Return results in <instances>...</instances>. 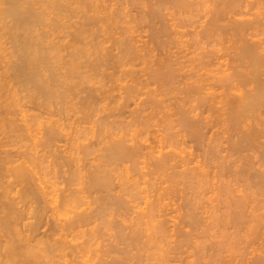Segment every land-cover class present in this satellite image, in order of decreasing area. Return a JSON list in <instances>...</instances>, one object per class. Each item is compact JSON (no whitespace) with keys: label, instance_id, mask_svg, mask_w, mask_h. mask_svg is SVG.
<instances>
[{"label":"rangeland","instance_id":"374dc122","mask_svg":"<svg viewBox=\"0 0 264 264\" xmlns=\"http://www.w3.org/2000/svg\"><path fill=\"white\" fill-rule=\"evenodd\" d=\"M1 1V0H0ZM60 1V3L61 2H63V5L62 6H64L63 8H64V10L62 9V12L64 13H61L59 16H57L58 15V13H56L57 11H56V9H55V11L53 10L54 8H50L48 5H46L45 3H44V7H46V11H47V13L49 12L50 13V16L51 17H56V21H58L60 18V20L58 21V23L56 24V26H57V28H56V26L54 27L53 25H52V27L50 28V25L48 26V27H46L47 25H45V27H40V29L41 28H43V30L41 29V31H46L48 34H49V36H48V41L50 40V47L51 46H53V45H56L57 44V46L58 47H61L60 49V51H61V57L63 58V60L65 61H69L71 58V55H72V53L73 52H75L76 51V49L77 50H79L78 48H86L85 49V51L87 50V49H89V50H87V52H85L84 54H86V55H84L83 54V52H84V49H83V52H82V54L83 55H81L82 57L79 59L80 60V62L82 61L84 64L86 63V65L84 66V64H81L84 68H81V70L82 69H84L83 71H84V73L87 71V69L88 70H90V71H87L86 73H89L88 75H90V76H88V80L86 81V80H83V79H81V81L79 80L78 81V79L76 80V81H74L75 83H77V89L75 88V90H73V94L71 93V94H69V95H66V98H64V99H61V101H58L57 99H55L57 102H54V101H47V100H44L43 98H37V97H32V95L30 94V92L27 90L28 88L27 87H25L24 85H22L21 83H18L16 80H18L16 77H14V78H12V75L14 76V74H11L12 73V71L10 72L9 71V69H8V67L11 65V61H13L14 60V57H13V59L11 58V57H9V55L11 54L12 55V53L11 52H13L14 50V40L13 39H11V37H10V35L8 34V36H4L3 37V35L4 34H7V32L5 33L3 30H0V31H3L4 32V34H1L0 36H1V39H2V44H0L1 46H2V50H1V48H0V62H2V63H0V94H3V96L2 95H0V118L2 119H0V158L1 157H3L5 154H4V152L3 151H6V152H9V153H11V154H14L15 155V157H14V160H16L15 162L16 163H18V164H16L15 163V165H14V163L13 164H6L5 166L9 169V167H11V166H16V165H19V164H24L25 165V167L27 166V168H28V170H30V178H32V179H30L29 181H31V184L30 185H34L35 184V188H39V187H45V191H47V192H49L50 190H52L53 188H54V185H55V188L53 189L54 191L52 192V194L50 195V196H47L48 198L47 199H49V198H51V197H53L54 199H55V202H52V201H50L49 200V202H51L52 204H50V203H47L46 204V212L48 213V214H46V216H47V219L45 218V220L44 221H42V226H41V228H40V230H38V232L40 231L41 233L42 232H44V231H42V230H46V232H48L50 229H48V228H51V227H48V225H51V222H52V227H55V225L56 224H59L57 221H59L60 223H64V222H66V220H70L74 215H75V213L76 212H80V211H84V210H89L90 209V207L91 208H97L96 210L94 209V215L95 216H99V218H100V215H98V214H102L103 213V211H104V208H106L104 205L106 204V205H108L109 203H110V206H112V208L111 209H109L110 208V206H109V208L108 209H105V211H106V213H105V215H107V216H104L105 218H104V220L102 221V219L103 218H100V220L99 221H97V222H94V225L93 224H91V226H90V224L89 225H85L84 226V229H83V231L81 232L79 229H81V228H78V229H76V231H74L72 234H69L70 236H68L66 239H67V241L68 240H71V245H77V243H78V246H80V244H81V246L79 247V249L78 248H76L75 250L73 249L74 248V246L72 247V253L73 254H71V253H67L66 255H59V256H56V258H54V262H53V264H65L66 263V261H67V263L66 264H78V263H83V264H101V262H102V264H108L109 263V261L111 260L112 261V264H114V262L116 263V259L114 260V258L115 257H118V256H116V255H120V256H126V257H133L134 255H136V254H138L139 255V258L141 259V260H143V261H141V260H137L136 261V258L135 257H133V260H131V262H130V260L128 261L129 262V264H136V262H137V264H139V262H141V264H162V263H165V264H203V262L205 263V261L207 260L208 261V259L210 258V254L212 255V254H217V253H215V250H216V248L215 247H213L214 245L216 246V244L217 243H220L221 244V241H224V240H228V242L230 241H233L234 239H233V234H232V232H234L235 230L231 227L232 225H230L229 227H230V229H229V227H228V225H227V227H225V226H223V225H221V224H224V223H219V222H217V223H219V225H217L216 223V225L214 224V227H212V225H210L211 227H212V230H211V227L209 226V224H211L213 221V219H214V214H213V206L215 205V207H217V205L219 204L220 206H218L217 208L219 209V210H216L215 208H214V211H217L218 213L219 212H222V211H220V209L222 208L221 207V205H223V204H220V203H218V202H220V199H219V201L218 200H214V197H216V196H214V194H213V188L212 187H210L209 188V191H204L203 192V194H204V198H203V196H201V191H202V189H200L201 187H198L199 189H197V188H193V189H190L187 185H186V183H184V182H180L179 183V185H178V183H177V185H176V183H174V180L172 179V178H170L169 176L171 175V171H178V169L180 170V168H175V169H170V170H168L167 169V171L165 172L164 170L163 171H158V172H160V173H158V172H156V174H152V171L154 170V165L153 166H151L153 163H154V160H155V158L154 157H152V155L151 154H149L151 151L150 150H152V148H157L158 150L160 149V150H162L163 148V150L166 152L167 150H170L171 148H172V150H174L176 153L177 152H180V154H182V156L184 155V157L185 158H189L190 160H191V158L189 157V156H191V157H193L194 159H196L195 160V162L197 161V160H201V161H204L205 159H207V156H208V158L210 157V155L209 154H206L207 152V148L209 147V146H218L217 148L219 149V152H218V154L219 155H229L230 156V154H234L233 152L232 153H230L231 152V149H227L228 148V145H230L231 143H235L234 141H235V139L240 135L239 133H237V131H236V135H233V134H235V132L232 130H230V131H226V133H225V131L224 130H222V128L223 129H225L226 130V128H229V127H224L225 125H222V124H219V128L217 127V126H215V128L213 127V128H211L210 130L212 131H210L209 130V128L208 129H206V130H209V131H207L206 132V134L203 136V139H196L195 137H193V135L190 133V131H188V132H185L186 130H184V131H182V129H181V126H180V124H178V122H177V119L179 118V113H178V111H177V109H179L180 110V108H181V105L182 106H187V104H189L190 102H185V99H181L182 97L184 98H186L187 97V95L186 96H183L184 94L183 93H179L180 91H182L183 90V88H184V85H185V81L187 80V79H184L183 78V76H179V75H182V74H188V73H193V71L191 70V69H193L194 68V64H193V66H192V62L190 61H188L187 62V56H188V53H189V51H190V53L191 52H203V51H207L208 49V51H217V53L218 54H222V56H223V58H222V56H221V60H219V61H225V59H226V62H227V60H229L230 61V55H234L235 53H236V51H235V53H234V50H236V46H235V44H237V43H235L234 44V46H233V43H234V40H232L233 38H231V37H229V36H231V35H229V36H226L227 38H231V40L233 41V42H231L230 41V39H227L225 36H224V39L221 37V40H219L220 41V43H214V45H211V44H204V43H202L201 45H200V47H197V46H195V48L194 47H191L193 44H194V42H192L195 38H197V37H195L194 38V35L196 34V32H198L199 30H201V28H202V26H199V25H204V24H202L203 22H205V21H207V18H208V15H210V14H208V10L212 7V5L210 4V6L211 7H209V4H205V0H201V2L202 1H205L204 3L202 2V5L204 4V6H201V4H197L196 6H194V8H193V10H192V8H191V12L192 13H190V14H188L189 16L188 17H184L185 18V20L186 21H188L189 22V24L191 23V26L188 24V22H186V26L185 25H182L181 27H179L178 28V26H180V24L178 25V26H176V25H174L173 24V22L175 23V24H177V22L179 23V22H181V20H184V18L182 19L181 17L182 16H180V15H178L180 12H178V10H177V8H175V6H173V5H168V4H165L166 6H168V7H165V5H164V7L163 6H161L159 3H158V1L156 2V1H153V0H99V2H96L97 0H92V1H94V4H95V2H96V4H98V6H100L98 9H96V8H94V9H96V10H98V11H96V14H95V10L92 8L91 9V7H92V2H91V0H89L90 1V3H88V0H84L85 2H84V5H85V3H87V5H89V4H91V5H89L90 6V11H89V7L88 6H85L86 8H84V5H82V3H83V0L81 1V0H59ZM82 3H81V2ZM87 1V2H86ZM140 2V3H138V2ZM146 1V2H145ZM246 1H248V0H246ZM252 0H249V3L251 2ZM253 1H255V0H253ZM65 2H70V3H65ZM74 2V3H73ZM152 2V3H151ZM153 2H156V4H158L157 6L155 5V3H153ZM198 2V1H197ZM65 3V4H64ZM75 3H77V4H75ZM79 3H81V4H79ZM117 3V4H116ZM145 3V4H144ZM148 3V4H147ZM252 3H254V2H252ZM48 4V3H47ZM62 4V3H61ZM102 4V5H101ZM135 4V5H134ZM0 5H1V3H0ZM67 5V6H66ZM79 5H81V7H83V10H84V14H83V10L81 9H79V8H81ZM104 5H105V7H104ZM107 5H109V6H107ZM140 5H142V7L140 6ZM153 5V6H152ZM1 6H3V5H1ZM43 6H39V7H41V8H43V10H44V7ZM52 6V5H51ZM69 6V7H68ZM77 6H79L78 8H77ZM114 6V7H113ZM135 6H137V7H135ZM146 6V7H145ZM159 6V7H158ZM206 6V7H205ZM208 6V7H207ZM251 3H250V5H248V7L247 6H242L241 7V9H245V10H248L247 12H249L250 10L252 11V9L254 10L255 8H256V6L257 5H253V6H255V8H252V9H250L251 8ZM252 6V7H253ZM23 7V8H22ZM48 7V8H47ZM66 7V8H65ZM70 7H72V8H70ZM118 8V9H116V8ZM119 7H121V8H119ZM140 7H141V9H140ZM170 7V8H169ZM246 7H247V9H246ZM1 8V7H0ZM3 8V7H2ZM21 8L24 10H27L28 8H29V4L27 5V3H26V5L25 4H23V5H21ZM49 8H50V10H49ZM106 8H107V10L109 11H107L106 10ZM130 10L129 12H128V9ZM157 8V9H156ZM174 8V9H173ZM207 8H208V10H207ZM48 9V10H47ZM51 9H52V11H51ZM71 9V10H70ZM74 9V10H73ZM78 9V10H77ZM117 11H116V10ZM144 9V10H143ZM146 9V10H145ZM161 9V10H160ZM2 9H0V11H1ZM66 10H68V11H66ZM75 10H77L76 12H75ZM102 10V11H101ZM127 10V11H126ZM153 10V11H152ZM158 11L159 10V12L158 13H160V14H156V16L154 15V13H152V12H154V11ZM245 10H244V12H245ZM257 10V8L255 9V11ZM65 11L67 12V13H65ZM75 13H74V12ZM82 11V12H81ZM85 11H86V13H85ZM89 13H88V12ZM94 13H93V12ZM106 11H107V13H106ZM113 11V12H112ZM125 11H126V16L124 15L125 14ZM138 11H140V12H138ZM149 11V12H148ZM151 11V12H150ZM175 11V12H174ZM207 11V12H206ZM255 11H252V12H255ZM55 12V13H54ZM69 12V13H68ZM79 12V13H78ZM110 12H112V13H110ZM114 12H115V14H114ZM122 12V13H121ZM244 12L242 13V14H244ZM1 13V12H0ZM48 13V14H49ZM74 13V14H73ZM88 13V14H87ZM98 13V14H97ZM118 13H119V16H118ZM144 13V14H143ZM182 13H184V12H182ZM63 14V15H62ZM66 14V15H65ZM81 14V15H80ZM85 15L86 14V16L87 17H83V15ZM105 15V16H103V15ZM109 14V15H108ZM153 14V15H152ZM208 14V15H207ZM242 14L239 16V15H237V17L236 18H239L240 19V17L241 18H248L249 17V19H252L253 18V14H252V18H251V15H250V13H249V15L247 14V15H244V16H242ZM62 15V16H61ZM65 15V17H64V20L62 19L63 18V16ZM68 15V16H67ZM71 15V16H70ZM77 15H79L78 16V18H77ZM94 15V16H93ZM133 15H136V16H133ZM143 15V16H142ZM207 16V18L206 17H204V16ZM61 16V17H60ZM114 18H112V17ZM118 16V17H117ZM125 16V17H124ZM139 16H141V17H139ZM145 16V17H144ZM154 16V17H153ZM158 16V17H157ZM167 16V17H166ZM173 16H174V18H173ZM177 16V17H176ZM180 16V17H179ZM74 17H76L75 18V21H74ZM94 18V19H92V18ZM95 17H97L96 19H95ZM102 17V18H101ZM108 19H107V18ZM132 17V18H131ZM144 17V18H143ZM166 17V18H165ZM169 17V18H168ZM171 17V18H170ZM70 18V19H69ZM82 18H83V20H82ZM101 18V19H100ZM103 18H104V20H105V18H106V21H104L103 20ZM116 18V19H115ZM119 18H120V20H119ZM154 18H156L155 20H153ZM202 18V19H201ZM246 18V19H247ZM78 19V20H77ZM118 19V20H117ZM143 19V20H142ZM158 19H159V21H158ZM161 19V20H160ZM173 19V20H172ZM1 20L2 19H0V24H1ZM55 20V19H54ZM82 20V21H81ZM100 20V21H99ZM109 20V21H108ZM111 20V21H110ZM113 20L115 21L114 23H112L113 22ZM132 20V21H131ZM147 20H148V22H147ZM171 20H172V22H171ZM178 20V21H177ZM198 20V21H197ZM200 20V21H199ZM205 20V21H204ZM4 22H2V23H4V24H8V23H5V21L6 20H3ZM67 21V22H66ZM84 21V22H83ZM108 21V22H107ZM117 21H119L118 23H117ZM127 21V22H126ZM130 21V22H129ZM137 21V22H136ZM140 21V22H139ZM176 21V22H175ZM201 21H203V22H201ZM10 24H11V22L10 21H8ZM72 22V23H71ZM103 22V25L101 24ZM123 22H125V23H123ZM139 22V23H138ZM199 22V23H198ZM76 25H75V24ZM90 25H89V24ZM108 23V24H107ZM122 23V24H121ZM126 23H127V25H126ZM145 23H147V24H145ZM166 25H165V24ZM169 23H170V25H169ZM201 23V24H200ZM81 24H83V25H81ZM104 24H106V25H104ZM117 24V25H116ZM158 24V25H157ZM164 24V25H163ZM171 24H172V26H171ZM2 25V24H1ZM65 25V26H64ZM69 25V26H68ZM72 25H73V27H72ZM81 25V26H80ZM109 25V26H108ZM119 25V26H118ZM123 25V26H122ZM197 25V26H196ZM7 25H5V27H6ZM9 26V25H8ZM42 26H44V25H42ZM64 26V27H63ZM75 26V27H74ZM93 26V27H92ZM112 26V27H111ZM149 26V27H148ZM162 26H164V28H169L170 29V31H172V32H168L167 31V28L166 29H164V31H163V27ZM176 26V27H175ZM184 26V27H183ZM2 27H4V25H2ZM85 27V28H84ZM96 27V28H95ZM98 27H100V28H98ZM115 27V28H114ZM121 27V28H120ZM127 27V28H126ZM156 27V28H155ZM197 27V28H196ZM199 27H200V29H199ZM1 28V27H0ZM53 28V29H52ZM64 28V29H63ZM68 28V29H67ZM74 28V29H73ZM103 28V29H102ZM110 28V29H109ZM123 28V29H122ZM124 28H125V30H124ZM172 28H173V30H172ZM185 28V29H184ZM196 30H195V29ZM2 29H4V28H2ZM113 29V30H112ZM129 29V30H128ZM168 29V30H169ZM177 31H176V30ZM182 29V30H181ZM4 30H6V28L4 29ZM64 31L63 33H62V31ZM79 30V31H78ZM82 30V31H81ZM86 30V31H85ZM90 30V31H89ZM106 30V31H105ZM123 30V31H122ZM193 30L195 31V32H193ZM68 31V32H67ZM74 31H75V33H74ZM81 31V32H80ZM85 31V32H84ZM105 32V33H103V32ZM111 31V32H110ZM127 31V32H126ZM151 31H152V33H151ZM160 31V32H159ZM162 31L163 32H165V31H167V33H169V34H167L166 32V34L167 35H165V33H162ZM175 31H176V33H175ZM183 31H184V33H183ZM46 32H43L44 33V35L46 36V38H47V33ZM108 32V33H107ZM116 34H115V33ZM120 32V33H119ZM155 32L158 34H156L155 35ZM174 32V33H173ZM0 33H2V32H0ZM61 33V34H60ZM93 33V34H92ZM97 33V34H96ZM112 33H113V35H112ZM123 33V34H122ZM128 33V34H127ZM151 33V34H150ZM160 33V34H159ZM162 33V34H161ZM171 33V34H170ZM191 33V34H190ZM195 33V34H194ZM50 34H51V36H50ZM69 34V35H68ZM90 34V36H87V35H89ZM105 34L106 35H108V36H105ZM120 34V35H119ZM140 34V35H139ZM148 34V35H147ZM175 34V35H174ZM186 35V37H185V35ZM194 34V35H193ZM227 34H229V33H227ZM57 35V36H56ZM133 36V38H132V36ZM151 35V36H150ZM169 35V36H168ZM179 35H181V36H179ZM225 35H226V33H225ZM68 36V37H67ZM80 36H82V37H80ZM98 36V37H97ZM104 36V37H103ZM111 36H113V37H111ZM117 36H119V37H117ZM121 36V37H120ZM153 36V37H152ZM250 36V35H249ZM248 36V37H249ZM264 35H262V37H263ZM10 37V38H9ZM62 37V38H61ZM87 37V38H86ZM95 37H97V38H95ZM101 37V38H100ZM112 38V40H111V38ZM118 39H117V38ZM151 37V38H150ZM158 37V38H157ZM165 37V38H164ZM168 37V38H167ZM171 37V38H170ZM173 37V38H172ZM247 37V38H248ZM259 37H261V36H258V37H256V39L257 38H259ZM6 38V39H5ZM53 38V39H52ZM67 38V39H66ZM100 38V39H99ZM105 38V39H104ZM109 38V39H108ZM114 38V39H113ZM116 38V39H115ZM121 38V39H120ZM122 38H123V40H122ZM154 38V39H153ZM162 38V39H161ZM187 38V39H186ZM0 39V40H1ZM21 39V38H20ZM55 39V40H54ZM77 39H78V41H77ZM88 39V40H87ZM94 39V40H93ZM105 41H104V40ZM152 39V40H151ZM164 39V40H163ZM178 39V40H177ZM191 41H190V40ZM223 39V40H222ZM227 39V40H226ZM11 40V41H10ZM13 40V41H12ZM76 40V41H75ZM91 40V41H90ZM103 40V41H102ZM108 40V41H107ZM111 40V41H110ZM120 40H121V42H124V41H128V42H132L131 44L133 45H131V44H129L131 47H130V49L132 48V47H135L134 45H136V47L135 48H132L133 49V51L135 50V52L137 51V49H138V51L139 52H137V53H135V54H138L137 56L139 57H137V56H135L134 54H132V55H129V56H126V53H127V55H128V53L130 54L131 52L132 53H134L133 51H130V52H128L129 51V49H126V48H124L125 50H123L122 48H123V46H121L120 44H121V42H120ZM143 40V41H142ZM150 40V41H149ZM155 40V41H154ZM174 40V41H173ZM176 40V41H175ZM253 40H255V37H254V39ZM56 41V42H55ZM63 41L65 42L64 43V45L66 46V49H65V46L62 44L63 43ZM68 41H70V42H68ZM90 41V42H89ZM119 41V42H118ZM179 41H180V43H179ZM185 41V42H184ZM228 41V42H227ZM13 42V43H12ZM79 42V43H78ZM96 42V43H95ZM104 42V43H103ZM157 42H160V43H157ZM166 42V43H165ZM184 42V43H183ZM187 42V43H186ZM189 42V43H188ZM191 42H192V45H191ZM223 42V43H222ZM5 43V44H4ZM11 43V44H10ZM52 43V44H51ZM56 43V44H55ZM59 43V44H58ZM94 43H95V45H94ZM100 43V44H99ZM114 43H115V46H116V48H115V46H114ZM182 43V44H181ZM186 43V44H185ZM212 43V44H213ZM80 44V45H79ZM87 44V45H86ZM106 44V45H105ZM145 44V45H144ZM175 44V45H174ZM189 44H190V46H189ZM218 44V45H217ZM4 45H6L5 47H6V51H4L5 49H3V46ZM10 45V46H9ZM12 45V46H11ZM69 45V46H68ZM79 45V46H78ZM98 45V46H97ZM103 45V46H102ZM149 45H150V47H149ZM153 45V46H152ZM196 45V44H195ZM211 45V46H210ZM220 45V46H219ZM0 46V47H1ZM7 46H8V48H7ZM72 46V47H71ZM91 46V47H90ZM95 46H97V47H95ZM99 46H101V47H99ZM105 46V47H104ZM112 46V47H111ZM121 48H120V47ZM162 46V47H161ZM174 46V47H173ZM182 46V47H181ZM185 46V47H184ZM99 47V48H98ZM119 47V48H118ZM144 47V48H143ZM180 47V48H179ZM191 47V48H190ZM197 47V48H196ZM212 47V48H211ZM231 47H235L234 49L233 48H231ZM62 48H63V50H62ZM76 48V49H75ZM90 48H92L91 49V51H90ZM100 48H101V50H100ZM103 48V49H102ZM114 48V49H113ZM118 48V49H117ZM201 48V49H200ZM205 48H208V49H205ZM231 48V49H230ZM65 49V50H64ZM74 49V50H73ZM97 49V50H96ZM108 49H109V52H107L108 51ZM118 51H117V50ZM131 49V50H132ZM141 49V50H140ZM194 49V50H193ZM197 51H196V50ZM203 49V50H202ZM222 49V50H221ZM10 50V51H9ZM13 50V51H12ZM102 50H104L103 52H102ZM107 50V51H106ZM111 50V51H110ZM112 50H113V52H112ZM160 50H162V51H160ZM218 50H219V52H218ZM225 50V51H224ZM2 51H4V52H2ZM64 51H65V53H64ZM66 51H67V53H66ZM116 51H117V53H116ZM150 54H148L147 52ZM152 51V52H151ZM154 51V52H153ZM166 51V52H165ZM215 51V52H216ZM224 53H223V52ZM78 51H76L75 53H77ZM101 52H102V54H101ZM121 52V53H120ZM140 52H141V54H140ZM172 52V53H171ZM194 52V53H195ZM228 52V53H227ZM6 53V54H5ZM89 53H91V54H89ZM113 53V54H112ZM118 53H119V58L117 57L118 56ZM145 53H147V54H145ZM187 53V55H185ZM190 53H189V56L188 57H191L193 54L191 53V55H190ZM227 53V54H226ZM90 55V57H89V55ZM108 54H110L109 55V57L107 58V56H108ZM121 54H123V55H121ZM124 54H125V56H124ZM145 54V55H144ZM166 54V55H165ZM224 54H225V56H224ZM230 54V55H229ZM10 55V56H11ZM92 55V56H91ZM98 55V56H97ZM104 55H105V57H104ZM107 55V56H106ZM141 55V56H140ZM173 55V56H172ZM177 55H178V57H177ZM183 55H185L186 57H185V61H183L182 59H184V58H182V56ZM217 54H215V56H216ZM3 56V57H2ZM8 56V57H7ZM87 56V57H86ZM111 56V57H110ZM143 56V57H142ZM172 56V57H171ZM213 56V55H212ZM211 56V59H215V56H213L212 57ZM6 57V58H5ZM66 57V58H65ZM104 59H103V58ZM131 57V58H130ZM134 57H137L136 59H134ZM179 58V57H181V58H179L178 59V63H175V64H173V65H175V68L177 69V70H179V72H177L176 70H175V68H173L174 66H172V67H170L171 68V70L173 71V72H175L176 74L175 75H177V76H179L178 78H176V79H178V80H180V81H183V79H184V84L183 83H179V85L178 84H175V86L174 85H172L173 83H170L169 85H165V86H162V87H160L161 85H159V83H157L155 80H153V78H152V76H153V74L155 73V71H158V67L160 68V67H162L163 65H164V61L166 62V60H167V58ZM217 57V56H216ZM219 57V56H218ZM225 57V58H224ZM232 57V56H231ZM234 57V56H233ZM70 58V59H69ZM98 58V59H97ZM107 60H106V59ZM143 58V59H142ZM145 58V59H144ZM165 58V59H164ZM168 58V59H169ZM229 58V59H228ZM12 59V60H11ZM69 59V60H68ZM82 59H84V60H82ZM116 59H117V61H116ZM119 59V60H118ZM124 59V60H123ZM180 59H181V61H180ZM62 60V61H63ZM99 60V61H98ZM160 60H161V62H162V64H161V62H160ZM171 60H173V59H171ZM175 60V59H174ZM173 60V61H174ZM212 60V61H213ZM216 61H217V59H215ZM214 60V61H215ZM92 63H91V62ZM97 61V62H96ZM101 61V62H100ZM102 61H104V62H102ZM111 61H113L112 63H111ZM115 61V62H114ZM119 61V62H118ZM121 61V62H120ZM169 61V60H168ZM177 61V60H176ZM87 62H88V65L90 66V68H88L89 66H87ZM94 62H95V64H94ZM124 62V63H123ZM128 62V63H127ZM179 62L180 63H182V64H179ZM184 62V63H183ZM231 62V61H230ZM10 65H9V64ZM64 63H66V62H64ZM90 63V64H89ZM117 63H120V64H122L123 66L122 67H120V64H119V66H118V64ZM126 63V64H125ZM191 63V64H190ZM225 63V62H224ZM97 64V68H98V70H96L97 68L95 67V65ZM103 65V67H102V65ZM110 64H112V65H110ZM158 64V65H157ZM160 64V65H159ZM185 64H188V65H185ZM9 65V66H8ZM91 65H93V66H91ZM162 65V66H161ZM183 65V66H182ZM99 66H101L100 68H99ZM182 67V68H180V67ZM186 66V67H185ZM107 67H109L108 68V70H107ZM111 67H112V69H111ZM212 67H213V69H216L215 68V65L213 66L212 65ZM2 68V69H1ZM86 68V69H85ZM91 68H92V70H91ZM94 68V69H93ZM102 68V69H101ZM115 68V69H114ZM155 68V69H154ZM157 68V69H156ZM169 68V67H168ZM170 68H169V70H170ZM173 68V69H172ZM8 69V70H7ZM64 71H63V70ZM61 70L63 71V73L65 74L67 71H66V69L65 68H62ZM161 69V68H160ZM180 69H181V71H183V73L180 71ZM184 69V70H183ZM190 69V70H189ZM212 69V68H211ZM52 70H54V69H52ZM52 70L50 71V72H48V73H51L52 72ZM59 70V69H58ZM86 70V71H85ZM94 70V71H93ZM96 70V71H95ZM104 70V71H103ZM122 70V71H121ZM9 71V72H8ZM57 70L55 69V72H56ZM62 71H60L59 70V72H60V74H62ZM125 71H126V73H125ZM154 71V73H151V72H153ZM191 71V72H190ZM55 72H52V73H55ZM58 72V73H59ZM94 72V73H93ZM96 72V73H95ZM101 72V73H100ZM185 72V73H184ZM215 72H216V70H215ZM2 73V74H1ZM93 73V74H92ZM99 73L101 74V76L99 75ZM102 73H103V75H102ZM107 73V74H106ZM109 73H111L110 74V77H111V75L113 76V75H115L116 74V76H113V77H109ZM170 73H171V71H170ZM194 73H196L195 71H194ZM147 74H149V75H147ZM152 74V76H150ZM63 75V74H62ZM85 75V74H84ZM93 76V77H92ZM4 77H5V79H4ZM99 77V78H98ZM105 77V78H104ZM8 78V79H7ZM11 78V79H10ZM113 78V79H112ZM137 78V79H136ZM149 79V81H147L146 79ZM183 78V79H182ZM93 79V80H92ZM97 79V80H96ZM103 79H105V80H103ZM145 79V80H144ZM152 79V80H151ZM14 80V81H13ZM73 80H75V79H72L71 81H73ZM112 80V81H111ZM134 80V81H133ZM85 81L87 82V84H85ZM91 81V82H90ZM95 81V82H94ZM98 81H100V83L98 84ZM136 81V82H135ZM138 81V82H137ZM146 81V82H145ZM188 81V80H187ZM186 81V82H187ZM80 82H83V84H81ZM94 82V83H93ZM105 82V83H104ZM141 82V83H140ZM143 82V83H142ZM152 84H151V83ZM189 82V81H188ZM73 83V82H72ZM71 83V84H72ZM91 83V84H90ZM102 83V84H101ZM149 85H147V84ZM155 83V84H154ZM176 83H178L177 81H176ZM2 84V85H1ZM68 84V83H67ZM89 84V85H88ZM108 84V85H107ZM137 84H139V85H137ZM141 84V85H140ZM181 84H183V85H181ZM5 85V86H4ZM11 85V86H10ZM100 85V86H99ZM101 85H102V87H101ZM107 87H106V86ZM129 85V86H128ZM147 85V88H149V89H146L145 88V86ZM156 85V86H155ZM178 85V86H177ZM82 86V87H81ZM85 86H88V87H85ZM95 86V87H94ZM127 88V90L129 89V88H133L134 86L136 87V86H138L137 88H136V92H138L137 94H136V92H133L132 93V95H131V93H129L128 95H126V93H127V90H126V88ZM131 86H133V87H131ZM168 88H170V86H172L169 90H167V87ZM174 86V87H173ZM183 88H182V87ZM4 87V88H3ZM25 87V88H24ZM79 87V88H78ZM105 87V88H104ZM124 87V88H123ZM134 87V88H135ZM154 87V88H153ZM156 87H158V89L156 88ZM163 87H164V89H163ZM179 87V88H178ZM6 88V89H5ZM10 88V89H9ZM27 88V89H26ZM64 88V87H63ZM82 88V89H81ZM98 90H97V89ZM100 88V89H99ZM103 88V89H102ZM145 88V89H144ZM166 88V89H165ZM172 88H173V90H172ZM176 88V89H175ZM178 88V89H177ZM7 90V92L5 91V90ZM21 89V90H20ZM137 89H139L138 91H137ZM151 89V90H150ZM152 89H154V90H152ZM160 89V90H159ZM3 90V91H2ZM61 91H62V88L60 89ZM82 90V91H81ZM101 90V91H100ZM123 90V91H122ZM126 90V91H125ZM141 90V91H140ZM147 90V91H146ZM161 90H162V92H161ZM163 90H165V91H163ZM171 90V91H170ZM178 90V91H177ZM25 91H26V93H25ZM74 91H75V93H74ZM77 91H78V93H77ZM93 91V92H92ZM100 91V92H99ZM112 91V92H111ZM5 92H6V94H5ZM12 92H14L13 94H12ZM19 92V93H18ZM83 92V93H82ZM88 92V93H87ZM97 92H98V94H97ZM122 92V93H121ZM131 92H132V90H131ZM143 92V93H142ZM156 92V93H155ZM170 92H172V93H170ZM178 92V93H177ZM80 93V94H79ZM96 94V95H98L97 96V98H99L98 100H99V102L98 101H96L95 102V98H89V100L88 101H92V100H94V101H92L93 102V104H92V102H86L87 101V98L88 97H90V95L92 94V97L94 96V94ZM102 93V94H101ZM106 93V94H105ZM111 93H113V95H111ZM121 93V94H120ZM151 93V94H150ZM175 93V94H174ZM177 93V94H176ZM77 94V95H76ZM82 94V95H81ZM85 94V95H84ZM87 94V95H86ZM99 94H101V95H99ZM134 94V95H133ZM148 94V95H147ZM150 94V95H149ZM157 94V95H156ZM163 94V95H162ZM171 94H173V95H171ZM180 94V95H179ZM183 94V95H182ZM21 97H20V96ZM81 95V96H80ZM127 97L128 96V99H130V100H125L126 98L124 97ZM136 95V96H135ZM146 95H147V97H146ZM155 95V96H154ZM166 97H165V96ZM24 96V97H23ZM31 96V97H30ZM69 98H68V97ZM77 96V97H76ZM87 98H86V97ZM100 96V97H99ZM101 96H103V97H101ZM116 96H117V98H116ZM142 96V97H141ZM180 96V97H179ZM113 97V98H112ZM136 99H135V98ZM140 97V98H139ZM144 97H145V100H144ZM152 97H157V104L156 103H152L153 101H147L146 102V100H149V99H151ZM170 97H171V99H170ZM74 98V99H73ZM77 98V99H76ZM97 98H96V100H97ZM102 98V100L100 101V99ZM105 98V100H103ZM138 98V99H137ZM149 98V99H148ZM175 99V101H174V99ZM190 97H188V99H189ZM36 99V100H35ZM43 99V100H42ZM71 99V100H70ZM72 99H73V101H72ZM117 101H115V100ZM122 99H124L123 101H121ZM133 99H134V101H133ZM142 99H143V101H142ZM154 99V98H153ZM152 99V100H153ZM166 99V100H165ZM169 99V100H168ZM2 100V101H1ZM18 100V101H17ZM42 100V101H41ZM77 100H78V102H77ZM86 100V101H85ZM4 101V102H3ZM46 101V102H45ZM67 101V102H66ZM69 101H71V103L69 102ZM74 101H75V103H74ZM124 101H126V102H124ZM129 101V102H128ZM137 101V102H136ZM154 101H156V100H154ZM181 101V102H180ZM182 101H184L185 103H187V104H184V103H182ZM189 101H191V99L189 100ZM8 102V103H7ZM16 103L14 106L12 105V104H14V103ZM18 102V103H17ZM34 102V103H33ZM36 102V103H35ZM53 102V103H52ZM62 102V103H61ZM75 104H73V103ZM77 102V103H76ZM95 102V103H94ZM108 102V103H107ZM110 102H112V103H110ZM122 102L125 104H122ZM135 102V103H134ZM143 102V103H142ZM173 104H172V103ZM176 102H177V104H176ZM179 102V103H178ZM194 102V104H195V101H194V99L191 101V103H193ZM10 103V104H9ZM27 103V104H26ZM64 103V104H63ZM79 103V104H78ZM84 103H86V104H84ZM91 103V105L90 106H88L89 104ZM99 103V104H98ZM106 103V104H105ZM137 103V104H136ZM147 103V104H146ZM160 103H161V106H160ZM163 103H165V107H164V104ZM170 105V104H172V105H168V104ZM5 104V105H4ZM21 104V105H20ZM33 104V105H32ZM43 104V105H42ZM46 104V105H45ZM58 104V105H57ZM61 104V105H60ZM95 104V105H94ZM101 104V105H100ZM111 104H113V105H111ZM141 104V105H140ZM145 104V105H144ZM197 104V103H196ZM195 104V105H196ZM70 105V106H69ZM107 107H105V106ZM122 107H121V106ZM156 105V106H155ZM157 105H159L160 107L159 108H157L158 106ZM57 106V107H56ZM59 106V107H58ZM76 106V107H75ZM84 106V107H83ZM87 106H88V108H89V111H88V108H87ZM94 106H99L98 108H96V107H94ZM124 106V107H123ZM162 106H163V109H162ZM177 106V107H176ZM178 106H179V108H178ZM189 106V105H188ZM187 106V108H189ZM190 106H194L193 104L191 105L190 104ZM3 107V108H2ZM22 107V108H21ZM24 107V108H23ZM66 107V108H65ZM69 107H70V109H69ZM71 107H72V109H71ZM75 107V108H74ZM104 107V108H103ZM113 107V108H112ZM137 107V108H136ZM138 107H140V108H138ZM142 107V108H141ZM150 107V108H149ZM167 107H169V108H167ZM174 107V109L176 110H173L172 108ZM52 108V110H50ZM78 108H79V110H78ZM84 108V109H83ZM91 108V109H90ZM93 108H94V110L96 109L97 111H94L93 110ZM100 108V109H99ZM106 108V109H105ZM110 108V109H109ZM177 108V109H176ZM184 108H186V107H184ZM20 109V110H19ZM74 109V110H73ZM77 109V110H76ZM114 109V110H113ZM142 109V110H141ZM161 111H160V110ZM59 110V111H58ZM62 110V111H61ZM69 110H71V111H69ZM81 110H83V112L81 111ZM86 110V111H85ZM111 110V111H110ZM140 110V111H139ZM159 110V111H158ZM61 111V112H60ZM94 111V112H93ZM100 111V112H99ZM109 111V112H108ZM163 111V112H162ZM165 111H166V113H167V117L168 118H166V113H165ZM174 111V112H173ZM198 111L200 112V109H198ZM197 111V112H198ZM64 112V113H63ZM75 112V113H74ZM101 114H99V113ZM114 112V113H113ZM158 112V113H157ZM169 112V113H168ZM171 112V113H170ZM198 112V113H199ZM6 113V114H5ZM15 113V114H14ZM61 113V114H60ZM74 113V114H73ZM80 113V114H79ZM81 113H82V115H81ZM98 113V114H97ZM146 113V114H145ZM151 115H150V114ZM164 115H163V114ZM173 113V114H172ZM195 113V112H194ZM191 114V116L193 117V115H194V117H196L197 116V114L195 113V114ZM38 114V115H37ZM52 114V115H51ZM121 114V115H120ZM140 114V115H139ZM169 114V115H168ZM210 114V115H209ZM3 115H6V116H3ZM20 115V116H19ZM56 115V117H54ZM95 117H93V116ZM98 115H99V117H98ZM102 115H103V117H102ZM111 115V116H110ZM114 117H113V116ZM132 115V116H131ZM145 115V116H144ZM172 115V117H170ZM176 115V116H175ZM196 115V116H195ZM206 115V116H205ZM211 116L212 114L209 112H206V113H204L203 114V116H205V117H208V116ZM10 116V117H9ZM17 116V117H16ZM40 118H39V117ZM52 117V118H49V117ZM63 116V117H62ZM108 116H110V118L108 117ZM117 116H119V117H117ZM121 116V117H120ZM141 116V117H140ZM143 116H144V118H143ZM162 116V117H161ZM213 116H215V114H213L212 116H211V118L213 117ZM33 117H34V120H33ZM36 117V118H35ZM59 117V118H58ZM152 117V118H151ZM178 117V118H177ZM21 118V119H20ZM26 120H25V119ZM61 118V119H60ZM98 119V121L97 120H95V119ZM102 118V119H101ZM139 118V119H138ZM162 120H161V119ZM166 118V119H165ZM14 121H13V120ZM28 119H30L29 121H28ZM33 120V123H32V125H31V122H32V120ZM36 119V120H35ZM50 119V120H49ZM54 119V121H52ZM56 119H58V121L56 120ZM105 119H106V121H105ZM141 119H142V121H141ZM146 119V120H145ZM150 119V120H149ZM174 119V120H173ZM213 119V118H212ZM4 120V121H3ZM12 121L13 123H17V125H14L12 122H10V121ZM93 120H95V121H93ZM104 120V121H103ZM134 120V121H133ZM145 120V121H144ZM148 120V121H147ZM20 121V122H19ZM35 121V122H34ZM97 121V122H96ZM140 121V122H139ZM151 121V123H149ZM164 121V122H163ZM172 121V122H171ZM3 122H5V123H3ZM9 122H10V128H9ZM37 122V123H36ZM44 122V123H43ZM46 122V123H45ZM50 122V123H49ZM51 122H53V123H51ZM101 122V123H100ZM137 122V123H136ZM142 122V123H141ZM168 122V123H167ZM176 122V123H175ZM30 125H29V124ZM49 125H48V124ZM96 125H95V124ZM99 123V124H98ZM108 123V124H107ZM130 123V124H129ZM134 123H135V125H134ZM146 123V124H145ZM174 123V124H173ZM27 124V125H26ZM34 124V125H33ZM44 124H45V126H44ZM47 124V125H46ZM110 124V125H109ZM149 124V126H147ZM162 124H164V125H162ZM178 124V125H177ZM5 125V126H4ZM6 125H7V127H6ZM11 125H12V127H13V125L14 126H16L18 129H19V131H15V133L14 132H12L11 133V131H14V130H9V129H13L12 127H11ZM23 127H22V126ZM26 125V126H25ZM52 125V127L53 128H55L54 130H55V138L53 139V141L49 144V146L51 145V148L48 146V145H46V138H47V136L48 135H46L47 134V130H49L48 128L50 127ZM220 125L222 126V128L220 127ZM2 126H3V128H2ZM29 126V127H28ZM30 126H32V130H31V127ZM57 126V127H56ZM108 126V127H107ZM144 126H146V127H144ZM7 129V131H6V129ZM106 127V128H105ZM124 127V128H123ZM162 127V128H161ZM216 127H217V129H216ZM2 128V129H1ZM21 128H23L24 129V131L21 129ZM171 128V129H170ZM176 128V129H175ZM104 129V130H103ZM121 130V131H118V130ZM123 129V130H122ZM169 129V130H168ZM214 129V130H213ZM229 129H233L232 127L231 128H229ZM4 130V131H3ZM22 130V131H21ZM108 130H109V133H108ZM111 130V131H110ZM172 130V131H171ZM179 132H178V131ZM205 130V131H206ZM228 130V129H227ZM10 131V132H9ZM107 131V132H106ZM124 131V132H123ZM169 131V132H168ZM176 131V132H175ZM180 131H182V132H180ZM205 131H204V133H205ZM219 131V135L218 136H216V133ZM224 131V132H223ZM25 134H24V133ZM118 132V133H117ZM127 132V133H126ZM170 132H172L171 134H170ZM213 132H216L215 133V137L212 139V138H210V140H209V137L210 136H212L213 134ZM222 132V133H221ZM30 133H31V135H30ZM112 133H114V134H112ZM179 133V134H178ZM17 134H18V136H17ZM21 134V135H20ZM35 134V135H34ZM78 134H80V135H78ZM106 134V135H105ZM108 134V135H107ZM115 134H118V135H115ZM168 134V135H167ZM169 134L171 135V136H173V134H174V137H176V139L174 140H171V139H169V138H172L171 136H169ZM178 134V135H177ZM190 134L192 135V136H190ZM200 134H202V132L200 133ZM212 134V135H211ZM239 134V135H238ZM9 137H8V136ZM18 137H16V136ZM61 135V136H60ZM78 137H77V136ZM124 135H126V136H124ZM134 135H135V137H134ZM162 135H163V137H162ZM167 135V136H166ZM184 137H182V136ZM232 135V136H231ZM4 136V137H3ZM7 136V137H6ZM12 136V137H11ZM22 136V137H21ZM32 136V137H31ZM33 136H35V137H33ZM83 136V137H82ZM86 136V137H85ZM114 136H115V138H114ZM118 136V137H117ZM122 137V138H124V137H127V138H125V139H131V142L128 140V141H126V145L127 146H132L135 142H137V146H138V144H139V146H141V148H142V151H141V153H145L144 155L142 154V156H143V159H144V162H143V159H141L142 158V156L140 157V158H138L137 160V163L135 162V161H133V160H131L130 162L131 163H129L128 161L126 162V161H124V162H122V161H116V162H114L115 164L117 163V165H115L113 162H112V164H110L111 166H108L106 163H105V161L103 160L104 159V156L106 155V153L105 152H107L106 151V148H107V146L110 144V143H112V140H113V138L115 139V140H117L119 137ZM165 136H166V138H165ZM178 136V137H177ZM225 136V137H224ZM228 136V137H227ZM2 137H3V139H2ZM26 137V138H25ZM28 137V138H27ZM80 137V138H79ZM128 137H130V138H128ZM137 137V138H136ZM141 139H140V138ZM188 137V138H187ZM207 137V138H206ZM217 137V138H216ZM219 137V138H218ZM223 137V138H222ZM7 138V139H6ZM10 138V139H9ZM17 138V139H16ZM20 138V139H19ZM30 138V139H29ZM39 138V139H38ZM78 138V139H77ZM107 138H108V140H107ZM144 138V139H143ZM179 138V139H178ZM234 138V139H233ZM239 138V137H238ZM2 139V140H1ZM56 139V140H55ZM72 139V140H71ZM110 139V140H109ZM112 139V140H111ZM135 140V142H134V140ZM181 139V140H180ZM208 139V140H207ZM219 139V140H218ZM221 139V140H220ZM233 139V140H232ZM5 140V141H4ZM10 140H11V142H10ZM27 140V141H26ZM31 140V141H30ZM39 140V141H38ZM46 140V141H45ZM62 140V141H61ZM76 140V141H75ZM106 140V141H105ZM170 140V141H169ZM182 140H183V143H182ZM184 140H186V141H184ZM7 141V142H6ZM35 141V142H34ZM38 141V142H37ZM45 141V145H43L44 142ZM60 141V142H59ZM168 141H169V143H171V144H169L168 143ZM173 141H175V142H172ZM203 141V142H202ZM213 141V142H212ZM230 141H232V142H230ZM237 141V140H236ZM3 142V143H2ZM56 142V143H55ZM98 142V143H97ZM133 142V143H132ZM187 144H186V143ZM202 142V143H201ZM207 142V143H206ZM215 142H216V144H215ZM218 142V143H217ZM39 143V144H38ZM54 143V144H53ZM58 143V144H57ZM64 143L66 144V145H64ZM80 143V144H79ZM132 143V144H131ZM145 143V144H144ZM149 143H151V144H149ZM211 143V144H210ZM220 143V144H219ZM8 144H9V146H8ZM41 144V145H40ZM91 144V145H90ZM131 144V145H130ZM141 144V145H140ZM160 144V145H159ZM168 144V145H167ZM174 144H176V146L175 147H177V148H174V147H172L171 145H174ZM198 144V145H197ZM219 144V145H218ZM232 144V145H233ZM53 145H55V146H53ZM88 145V146H87ZM104 145V146H103ZM135 145H136V143H135ZM143 145H147L146 147L145 146H143ZM149 145H151V146H149ZM193 145V146H192ZM204 147H203V146ZM19 146V147H18ZM32 146V147H31ZM35 146V147H34ZM45 146H47V147H45ZM59 146V148H57V147ZM76 146V147H75ZM78 146V147H77ZM82 147L80 150H79V148L80 147ZM99 146V147H98ZM156 146V147H155ZM160 146V147H159ZM161 146L163 147V148H161ZM165 146L167 147V146H169V147H167V148H165ZM198 146V147H197ZM208 146V147H207ZM220 146V147H219ZM37 147V148H36ZM41 147V148H40ZM86 147V148H85ZM101 147V148H100ZM171 147V148H170ZM196 147V148H195ZM203 147V148H202ZM206 147V148H205ZM4 148V149H3ZM8 148V149H7ZM21 148V149H20ZM39 148V149H38ZM43 148V149H42ZM56 150H55V149ZM75 148V149H74ZM148 148V149H147ZM203 150H202V149ZM205 148V149H204ZM229 148H231L230 146H229ZM11 149V150H10ZM51 149V150H50ZM58 149H59V151L61 152H59L58 151ZM61 149H63V151L61 150ZM66 149V150H65ZM89 150V151H87V150ZM155 149H153V150H155ZM156 149V150H157ZM183 149V150H182ZM224 149V150H223ZM34 150V151H33ZM49 152H48V151ZM68 150V151H67ZM77 150V151H76ZM148 150V151H147ZM162 150V151H163ZM200 150V151H199ZM202 150V151H201ZM32 151V152H31ZM40 151V152H39ZM87 151V152H86ZM101 151V152H100ZM146 151V152H145ZM150 151V152H149ZM183 153H182V152ZM188 151V152H187ZM193 151V152H192ZM38 152V153H37ZM53 152V153H52ZM59 152V153H58ZM79 152V153H78ZM94 152V153H93ZM147 152H149V153H147ZM168 152V151H167ZM187 152V153H186ZM244 152V151H243ZM30 153V154H29ZM68 155H67V154ZM70 153V154H69ZM230 153V154H229ZM246 153L247 154H249L247 151H246ZM245 152L244 153H240V154H243V156H245L244 154H246ZM36 154V155H35ZM58 154V155H57ZM85 154V155H84ZM91 154V155H90ZM148 154V155H147ZM205 154V155H204ZM246 154V155H247ZM32 155V156H31ZM55 155H57L58 157H54ZM79 155V156H78ZM80 155H81V158H80ZM104 155V156H103ZM147 155V156H146ZM151 155V156H150ZM155 156H156V154H154ZM177 155H178V158H177V160L179 159V157H181V156H179V154L177 153ZM186 155H187V157H186ZM194 155V156H193ZM236 155H238V154H236ZM235 155V157H234V159L235 158H238L237 156ZM18 156V157H17ZM73 158H72V157ZM199 156V157H198ZM204 156V157H203ZM238 156H240V157H242V155H238ZM35 157V158H34ZM52 157H54V159H52ZM67 157V158H66ZM69 157V158H68ZM196 157V158H195ZM33 158V159H32ZM38 159V162L36 161L37 159ZM46 158H48V159H46ZM56 158V159H55ZM79 158H80V160H79ZM154 158V159H153ZM39 159H40V161H42L43 162V160H44V162H43V164H41V166H39ZM43 159V160H42ZM63 159V160H62ZM83 159H84V161H83ZM98 159H99V161H98ZM153 159V161H151ZM33 160V161H32ZM70 160V161H69ZM73 160V161H72ZM78 160V161H77ZM148 160H150L152 163H150V161H148ZM181 160V159H180ZM7 161H8V159L6 160V163H7ZM22 161H24V162H22ZM26 161V162H25ZM71 161H72V163H71ZM94 161V162H93ZM103 161H104V163H103ZM142 161V162H141ZM148 161V162H147ZM179 161V160H178ZM220 161V160H219ZM242 161V160H241ZM22 162V163H21ZM37 162V163H36ZM55 162V163H54ZM101 162V163H100ZM147 162V163H146ZM195 162H192V166L194 165L193 163H195ZM217 160H216V162L215 163H210L211 165L208 167H206V168H208V171H213L214 170V165H217L218 166V164H217ZM35 163V164H34ZM49 163V164H48ZM58 164V166L56 165L55 166V164ZM87 164V165H85V164ZM91 163V164H90ZM134 163V164H133ZM136 163V164H135ZM80 164V165H79ZM83 164V165H82ZM130 164V165H129ZM150 164V165H149ZM238 164H240V160L238 161ZM34 165H36V166H34ZM43 165V166H42ZM82 165V166H81ZM100 165V166H99ZM133 165H134V169L132 168L133 167ZM137 165V166H136ZM143 165V166H142ZM144 165H145V167L146 168H144ZM214 167H213V166ZM46 166V167H45ZM92 166H94V167H92ZM100 168H99V167ZM104 166V167H103ZM120 166V167H119ZM129 168H128V167ZM130 166H132V167H130ZM141 166V167H140ZM216 166V167H217ZM54 167H56V168H54ZM57 167H58V169H57ZM60 167V168H59ZM79 169H78V168ZM84 167V168H83ZM88 167V168H87ZM115 167V168H114ZM118 167V168H117ZM127 169H130V170H125L126 168ZM137 167V168H136ZM13 168V167H12ZM11 168V169H12ZM30 168V169H29ZM54 168V169H53ZM72 168V169H71ZM77 168V169H76ZM106 168V169H105ZM107 168H111L112 169V171L110 170V171H108L109 169H107ZM139 168V169H138ZM213 168V169H212ZM35 169V170H34ZM57 170V172H56V170ZM97 169H101V170H107V172H109V175L111 176V181H112V183H114V184H112L111 183V185H110V187L108 188V189H101L100 191H101V193H100V191L98 190V191H94L93 190V192L90 190L89 191V189L87 188V186H88V184H84V182L85 183H88V181H89V175H91L93 172H96L97 171ZM114 169V170H113ZM115 169H117V170H115ZM148 169H150L149 171H151V169H152V171L149 173L148 172V174H147V171H148ZM40 170V171H39ZM53 170V171H52ZM75 170H76V172H75ZM81 172H80V171ZM84 172H83V171ZM89 170V171H88ZM124 170H125V172H124ZM166 170V169H165ZM59 171V172H58ZM68 171V172H67ZM98 171H100V170H98ZM120 171H122V172H120ZM127 171V172H126ZM140 171V173H138ZM141 171H142V173H141ZM48 172V173H47ZM51 172V173H50ZM64 172V173H63ZM129 172V173H128ZM162 172V173H161ZM171 172V173H170ZM67 173H69V174H76V175H78V177L76 178L77 180H75V181H73V185L72 184H68L67 183V180H65L66 179V177H68V176H70L69 174L67 175ZM81 173V174H80ZM84 175H83V174ZM128 173V174H127ZM135 173V174H134ZM144 173V174H143ZM154 173V172H153ZM167 173H168V175H167ZM58 174V175H57ZM120 174H121V176H120ZM123 174V175H122ZM126 174V175H125ZM130 174V175H129ZM151 174H152V176H151ZM164 174H165V176H164ZM49 175V176H48ZM52 175V176H51ZM80 175V176H79ZM140 175H142V178H141V180H140ZM146 175V176H145ZM15 176V175H14ZM14 176H12V175H10V176H7L6 178H5V180H3V181H5V182H3L2 183V186L0 185V204L1 203H5V202H11L10 204H13V208H15V210L14 211H16L17 212V209L19 210L18 212H17V214H15V215H17V216H19V221H16V219H15V221L16 222H18V223H16L15 221H12V227L14 228H16L17 230H18V232H21V233H23V234H27L28 233V223H30L31 221H34V220H31V219H27V215H25L26 213V207H27V209L29 208V206L30 205H36V204H34V203H37L36 201L35 202H33L35 199L34 198H32V196H31V199H30V201H26V200H21V197L19 198V196L20 195H18L17 193H20V190H21V186H23V185H19V183H18V180H16L15 178L16 177H14ZM88 176V177H87ZM136 176V177H135ZM154 176H155V179H154ZM158 176V177H157ZM59 177V178H58ZM124 177H126V179H124ZM128 177V178H127ZM129 177H130V181H129ZM152 177H153V179H152ZM163 177V178H162ZM165 177H167V178H165ZM8 178H9V181L11 182V187L15 190H13L11 187H10V185H9V189H11L12 191H11V193H9V194H11V195H8V196H10V200H9V197L8 196H6L7 198L5 199L4 197H3V195L1 194L2 192L4 193V190H5V186H7L8 184H10V182L8 181ZM87 178V179H86ZM139 178V179H138ZM150 179V180H146V179ZM156 178H159V179H162V180H159V179H156ZM165 178V179H164ZM218 178V177H217ZM215 179L214 178V180L213 179H211L210 181H211V183L214 181V182H216L217 180H219V179ZM52 179V180H51ZM59 179V180H58ZM61 179V180H60ZM118 179V180H117ZM128 179V180H127ZM164 179V180H163ZM14 180H16V181H14ZM49 180V181H48ZM83 180V181H82ZM114 180V181H113ZM123 180V181H122ZM128 181V183H127V181ZM132 180H133V182H132ZM136 180V181H135ZM144 180V181H143ZM173 181L172 183H174L175 185H176V190L173 188V189H168V190H170L171 192L170 193H167L166 195H164L165 196V199H166V203H168L169 205H168V207H167V209H166V212H167V216L165 215V218L168 220H166V227H168L167 228V232H166V234H165V237L163 238L162 237V240L163 241H161L160 242V239H159V242H157L155 245H156V247H155V245L154 244H151L149 247L147 246V247H144L145 248V250L144 249H142L141 251H138L137 250V248L136 247H132V248H130L129 246H125V244H123L122 242H120L119 240L117 241V237H116V234L118 235V230H119V228L120 227H122V229L121 230H123V228H124V230H125V232L127 233V232H129L130 231V228L135 224V221L136 220H134V219H138V218H136L137 216H136V214H137V212H139V209L140 208H143V207H145L146 205V201H149V200H153V198H155V196L157 195V191H158V187H160V186H165V185H167V184H169V186L170 185H172L171 184V182L170 181ZM194 180V179H193ZM193 180H192V182H193ZM8 181V182H7ZM79 183H78V182ZM87 181V182H86ZM116 181V182H115ZM126 181V182H125ZM138 181V182H137ZM143 181V182H142ZM146 181V182H145ZM152 181H156L155 182V185H154V188H152L153 186H151V184L153 185L154 183L152 182ZM159 181H163L162 183L161 182H159ZM34 182V183H33ZM59 182H62V183H59ZM152 182V183H151ZM16 183V184H15ZM54 185H53V184ZM56 183V184H55ZM63 183H64V186H63ZM81 183V184H80ZM83 183V184H82ZM127 185H125V184ZM135 183V184H134ZM145 183V184H144ZM148 183V184H147ZM159 183V184H158ZM194 183V182H193ZM197 183V182H196ZM195 183V185L197 186V184ZM6 184V185H5ZM13 184H14V187H13ZM59 184H61V185H59ZM68 184V185H67ZM124 184V185H123ZM131 184H132V186L133 187H135V185H136V187L138 186V188L139 189H137L139 192H137V190H136V192H134V193H136V196H133L134 194H132V196H133V198L131 197V194H130V196L128 195V193H127V190H128V192H129V188L130 189H132V186H131ZM134 184V185H133ZM161 184V185H160ZM181 184V185H180ZM238 185H235V187L236 186H238V187H236V188H239L240 187V184L239 183H237ZM4 185V186H3ZM18 185V186H17ZM28 185H29V183H28ZM43 185V186H42ZM49 185H51V187H52V185H53V188H51L50 190L48 189V188H50V186ZM78 185V186H77ZM113 185V186H112ZM122 185V186H121ZM141 185L143 186V187H141ZM150 185V186H149ZM160 185V186H159ZM182 185H184V186H182ZM189 185V184H188ZM47 186H49V187H47ZM67 186V187H66ZM70 186H72V187H70ZM84 186H85V189H83L84 188ZM121 186V187H120ZM126 186V187H125ZM128 186H129V188H128ZM146 186V187H145ZM149 188H148V187ZM192 186V185H191ZM196 186H193V187H196ZM2 187H3V189H2ZM5 187V188H4ZM8 187V186H7ZM33 187V188H34ZM155 187H157V188H155ZM165 187H167V186H165ZM182 189H181V188ZM188 187V188H187ZM234 187V188H235ZM242 187V186H241ZM18 188H20V189H18ZM76 188H78V189H76ZM124 188H125V190L126 191H123L124 190ZM184 188V189H183ZM192 188V187H191ZM56 189V190H55ZM68 189H69V191L70 190H74V191H76V192H78L77 194H78V197L79 198H82V199H79L78 197L75 199V201L73 202V203H71L70 205H68V203L67 204H62V205H60V203H59V201H58V199L59 200H61V198H62V195L66 192H68ZM76 189V190H75ZM80 189L82 190L81 192H80ZM87 189V190H86ZM135 189V188H134ZM144 189H145V191H144ZM152 189V190H151ZM154 189V190H153ZM157 189V190H156ZM188 189V190H187ZM240 189H243V188H240ZM3 190V191H2ZM18 190V191H17ZM49 190V191H48ZM66 190V191H65ZM86 192H85V191ZM110 190V191H109ZM121 190V191H120ZM141 190V191H140ZM178 190V191H177ZM200 190V191H199ZM236 190H239V189H236ZM236 190L234 191V193L236 194V196L237 195H239V193H240V191L237 193L236 192ZM9 191V190H8ZM13 191L15 192V193H13ZM37 191V190H36ZM39 192L40 191H42V190H38ZM55 191H57V192H55ZM65 191V192H64ZM134 191V190H133ZM155 191V192H154ZM160 191V190H159ZM158 191V192H159ZM174 191V192H173ZM181 191H183V192H181ZM194 191H195V197L193 196V193H194ZM212 191V192H211ZM253 191H256V189H254ZM17 192V193H16ZM64 192V193H63ZM91 192H92V194H91ZM97 192V193H96ZM113 192V193H112ZM125 192V193H124ZM143 192V193H142ZM181 192V193H180ZM193 192V193H192ZM200 194H199V193ZM207 192V193H206ZM80 193V194H79ZM103 193V194H102ZM124 195H123V194ZM138 193V194H137ZM141 193V194H140ZM176 195H175V194ZM183 193V194H182ZM186 193H187V196H186ZM189 193V194H188ZM191 193V194H190ZM234 193H233V195H234ZM241 193H243L242 191H241ZM111 196H110V195ZM122 194V195H121ZM139 194H140V196H139ZM170 194V195H169ZM174 194V195H173ZM118 195V196H117ZM137 195H138V197H137ZM154 195V196H153ZM217 195V194H216ZM254 195V194H253ZM252 195V196H253ZM36 196V195H35ZM35 196H33V197H35ZM57 196V197H56ZM97 196V197H96ZM121 197V198H123V200L127 203L126 204V206H125V209H123L122 211H120V213H119V209H117L116 207H115V205H113V204H111V202H112V200L114 199H112L111 197ZM124 196H126V197H124ZM151 196V197H150ZM175 196V197H174ZM186 196V197H185ZM193 196V197H192ZM235 196V195H234ZM252 196H251V198H252ZM255 196H256V198H255ZM15 197V198H14ZM135 197H136V199H135ZM201 197V198H200ZM221 197V196H220ZM220 197H218V198H220ZM260 197H262V196H258L257 194H255L254 196H253V198L252 199H250V202H251V200H254V198H255V203H252L253 205H254V208H253V211L251 210L252 209V207H253V205L252 204H250V202H249V204H248V210H247V214H251L250 215V219L249 218H247V217H245V219H247L248 221L249 220H251L250 222H249V225H250V223H251V226H253V228H254V226H255V228L258 226V224H259V226L255 229V232H256V230H257V232L259 231L260 233H262V236H260V240L259 241H256V244H255V249H256V251L253 253L254 255H259V254H261V255H264V216H263V212H264V201H262V203H260L259 201H260V199L262 200V198H260ZM16 199L17 198V200H15L14 201V199ZM40 198V197H39ZM38 198V199H39ZM125 198H127V199H125ZM151 198V199H150ZM171 200H170V199ZM176 198V199H175ZM192 198H195V200L194 199H192ZM223 198V197H222ZM258 198H260V199H258ZM33 199V201H31ZM78 199V200H77ZM95 199H96V202H95ZM104 199V200H103ZM109 199V200H108ZM112 199V200H111ZM133 199H135V201L133 200ZM138 199V200H137ZM143 199V200H142ZM146 199H148V200H146ZM168 199V200H167ZM175 199V200H174ZM188 199H189V201H188ZM190 199L192 200V204H191V202H190ZM258 199V200H257ZM28 200V199H27ZM87 202H86V201ZM137 200V201H136ZM184 200V201H183ZM187 202H186V201ZM38 201V200H37ZM40 201V203L41 202H43L42 200H39ZM38 201V202H39ZM77 201H78V203H77ZM98 201V202H97ZM130 201V202H129ZM145 201V202H144ZM165 201V200H164ZM195 201V202H194ZM221 201H222V199H221ZM17 204H16V203ZM33 202V203H32ZM57 202V203H56ZM85 202V203H84ZM92 202V203H91ZM107 202V203H106ZM109 202V203H108ZM137 202V203H136ZM22 203V204H21ZM32 203V204H31ZM84 203V204H83ZM89 203V204H88ZM92 205H91V204ZM97 203V204H96ZM103 203H104V205H103ZM136 203V204H135ZM195 203V204H194ZM197 203V204H196ZM222 203V202H221ZM257 203V204H256ZM258 203H259V206H258ZM9 204V203H8ZM27 204V205H26ZM78 204V205H77ZM80 204V205H79ZM99 204H100V206H102V207H99L98 208V206H99ZM102 204V205H101ZM140 204H142V205H140ZM143 204H144V206H143ZM173 204V205H172ZM189 204V205H188ZM190 204L192 205V206H190ZM18 205V206H17ZM38 205V204H37ZM58 205H60V206H58ZM66 205V206H65ZM73 205V206H72ZM75 205H76V207H75ZM82 205H84V206H82ZM175 205V206H174ZM257 205V206H256ZM263 205V206H262ZM23 206V207H22ZM32 206H30V207H32ZM69 206V207H68ZM72 206V207H71ZM82 206V207H81ZM90 206V207H89ZM97 206V207H96ZM113 206L116 208H114L113 209ZM129 206V207H128ZM132 206V207H131ZM138 206V207H137ZM193 206H194V208H193ZM250 206H251V211L249 212V208H250ZM53 207V208H52ZM55 207V208H54ZM86 207V208H85ZM127 207V208H126ZM134 207V208H133ZM174 207V208H173ZM190 207V208H189ZM199 207V208H198ZM201 207V208H200ZM210 207V208H209ZM213 207V208H212ZM262 207V208H261ZM23 208V209H22ZM71 208V209H70ZM74 208V209H73ZM89 208V209H88ZM100 208L102 209L103 208V210H102V212L100 211ZM132 208V209H131ZM196 208V209H195ZM209 208V209H208ZM53 209H55L56 210V213L54 212V215L55 216H53V213H51L52 212V210ZM61 209H62V211H61ZM133 209H135V210H133ZM194 211V213L196 214V219H198L197 220V222L195 223V221H193V218H192V210ZM21 210H22V212H21ZM97 210H99V212L97 211ZM115 210H117L116 212H115ZM130 212H129V211ZM172 210V211H171ZM185 210V211H184ZM208 212H207V211ZM256 210V211H255ZM49 211H50V213H49ZM69 211V212H68ZM75 211V212H74ZM97 211V212H96ZM104 211V212H105ZM113 211H114V213H113ZM175 211V212H174ZM181 211V212H180ZM190 211V213H188ZM15 212V213H16ZM72 212H73V215H72ZM109 212V213H108ZM118 212V213H117ZM133 212V213H132ZM165 212V213H166ZM20 213H21V216H23L24 217V215H25V217H26V219H25V217L24 218H22L21 216H20ZM22 213H24V214H22ZM123 213V214H122ZM127 213V214H126ZM181 213V214H180ZM187 213V214H186ZM193 213V214H194ZM200 213V214H199ZM223 213V212H222ZM246 213V212H245ZM253 213V214H252ZM70 214V215H69ZM113 214V215H112ZM116 214V215H115ZM129 214V215H128ZM135 214V215H134ZM173 214V215H172ZM189 214H191V215H189ZM195 214H194V216H195ZM206 214V215H205ZM213 214V215H212ZM216 214V213H215ZM220 214V213H219ZM218 214V215H219ZM260 214V215H259ZM93 215V214H92ZM93 215V216H94ZM103 215H104V213H103ZM109 215V216H108ZM118 215V216H117ZM126 215V216H125ZM128 215V216H127ZM132 215V216H131ZM222 215V214H221ZM221 215H220V217H221ZM227 215H228V213H227ZM245 215V214H244ZM210 216H212V218L210 217ZM214 216V217H213ZM245 216H248V215H245ZM50 217H51V219H50ZM67 217H68V219H67ZM109 217V218H108ZM117 217V218H116ZM123 217V219H121V218ZM129 219V217H130V219L131 220H128L127 218ZM131 217H133V219L131 218ZM164 217V216H163ZM222 217H223V215H222ZM28 218H30V217H28ZM119 218V219H118ZM253 218V219H252ZM49 219V220H48ZM127 221H129V222H127ZM162 219H164V218H162ZM200 219V220H199ZM21 220H24V221H21ZM30 220V221H29ZM46 220H48V221H46ZM106 220V221H105ZM123 220V221H122ZM165 220V219H164ZM225 220H226V215H225ZM28 221V222H27ZM46 221V225H45V227H44V222ZM101 221V222H100ZM115 221V222H114ZM126 221V224L124 223ZM193 221V223H189V222H192ZM204 221V222H203ZM208 221V222H207ZM246 221V220H245ZM260 221V222H259ZM22 224H21V223ZM57 222V223H56ZM108 222V223H107ZM131 222V223H130ZM133 222H134V224H133ZM137 222V221H136ZM177 222V223H176ZM99 223V224H98ZM103 223V224H102ZM107 223V224H106ZM114 223V224H113ZM130 223V224H129ZM195 223V224H194ZM226 223V222H225ZM261 223V224H260ZM25 224V225H24ZM100 224H101V226H100ZM106 224V225H105ZM110 224H112V225H110ZM122 226H121V225ZM128 224H129V226H128ZM189 224V225H188ZM199 224V225H198ZM213 224V223H212ZM21 225V226H20ZM28 225V226H27ZM126 226V227H124V226ZM170 225V226H169ZM172 225V226H171ZM175 225V226H174ZM193 225V226H192ZM194 225H196V227L194 226ZM206 225H207V227H206ZM23 226V227H22ZM94 226V227H93ZM101 228H100V227ZM106 226V227H105ZM205 226V227H204ZM208 226H209V228H208ZM219 226V227H218ZM222 226H223V228H222ZM46 227H48V228H46ZM114 227V228H113ZM200 227H202V228H200ZM44 228V229H43ZM90 228V229H89ZM94 228V229H93ZM116 228V229H115ZM185 228V229H184ZM228 228V229H227ZM15 229V230H16ZM51 229H53V228H51ZM88 229V230H87ZM99 229V230H98ZM115 229V230H114ZM118 229V230H117ZM176 229L178 230V232L176 231ZM179 229H181V230H179ZM208 230V231H205V230ZM226 229H227V231H226ZM17 230H16V232H17ZM27 230V231H26ZM79 230V231H78ZM91 230V231H90ZM98 230V231H97ZM114 230V231H113ZM123 230V231H124ZM127 230H129V231H127ZM12 231H14V229H12ZM53 231H58L57 229H56V227L54 228V230H51L50 231V233L48 232V233H44V234H46V236H45V238L47 237V235H49V234H51V233H53ZM78 231V232H77ZM87 231V232H86ZM96 231V232H95ZM173 231V232H172ZM176 231V232H175ZM5 232V231H4ZM40 232L38 233V234H40ZM77 232V233H76ZM93 232V233H92ZM117 232V233H116ZM171 232V233H170ZM180 232V233H179ZM205 232V233H204ZM227 232V233H226ZM256 232V233H257ZM1 233V235H0V241H1V243H3V240H4V238H6V236L5 235H3L4 233L3 232H0ZM58 233V232H57ZM56 232L55 233H53V235H55V234H57ZM59 233H60V231H59ZM58 233V234H59ZM83 233V234H82ZM114 233V234H113ZM167 233H169L168 235L170 236H168L167 235ZM176 233V234H175ZM37 234V233H36ZM37 234V236H39ZM43 234V233H42ZM78 234V235H77ZM93 234V235H92ZM178 234V235H177ZM189 234H191L190 236H189ZM227 234V237H225V235ZM60 236H61V233L59 234ZM73 235H75V236H73ZM180 235V236H179ZM231 235V236H230ZM4 236V237H3ZM27 236V235H26ZM40 236H41V234H40ZM43 236V235H42ZM42 236H41V238L40 239H42ZM43 236V237H44ZM56 236H58V235H56ZM111 238H110V237ZM178 238H177V237ZM241 236H242V234H241ZM182 237V238H181ZM193 237V238H192ZM205 237V238H204ZM58 238V237H57ZM72 238V239H71ZM77 238V239H76ZM109 238V239H108ZM186 238V239H185ZM188 238V239H187ZM195 238V239H194ZM262 238V239H261ZM173 241H172V240ZM198 239V240H197ZM200 239V240H199ZM47 240V239H46ZM110 240V241H109ZM180 240V241H179ZM188 240H190V241H188ZM205 242H204V241ZM257 240V239H256ZM45 241V240H44ZM111 242L112 244H110L109 242ZM113 241V242H112ZM167 241V242H166ZM169 241H171V242H169ZM193 241V242H192ZM197 241V242H196ZM200 241V242H199ZM225 241V242H226ZM79 242H81V243H79ZM84 242V243H83ZM164 244H163V243ZM191 242V243H190ZM229 242V243H230ZM108 243H109V245H108ZM122 243V244H121ZM162 243V244H161ZM196 243V244H195ZM201 243V244H200ZM203 243V244H202ZM4 244V243H3ZM84 244V245H83ZM119 244V245H118ZM160 244V245H159ZM173 244V245H172ZM191 244V245H190ZM111 245H114V246H112L111 247ZM118 245V246H117ZM122 245V246H121ZM127 245V244H126ZM180 245V246H179ZM77 246V247H78ZM84 246V248H82ZM106 246V247H105ZM110 248H109V247ZM153 248H152V247ZM160 246V247H159ZM170 248H169V247ZM183 248H182V247ZM204 246V247H203ZM114 247V248H113ZM129 247V248H128ZM172 247V248H171ZM176 247V248H175ZM180 247V248H179ZM203 247V248H202ZM109 248V249H108ZM119 248V249H118ZM121 248V249H120ZM125 248V249H124ZM168 248V249H167ZM201 248V249H200ZM209 248H210V250H209ZM213 248H215V249H213ZM37 249H38V247L36 246L35 247V249H34V255H35V253H37L36 251H37ZM82 249V250H81ZM86 249V250H85ZM108 249V250H107ZM115 251H114V250ZM129 249V250H128ZM135 249V250H134ZM140 249V248H139ZM164 249V250H163ZM173 249V250H172ZM178 249V250H177ZM203 249V250H202ZM36 250V251H35ZM69 250H71V249H68V252H69ZM120 250H121V252L122 251H124V252H126V250H127V252L129 253V254H127L126 255V253H124V252H120ZM130 250H131V252H130ZM148 250H150V251H148ZM166 250V251H165ZM198 250V251H197ZM205 250H208V251H205ZM212 250V251H211ZM214 250V251H213ZM78 251V252H77ZM99 251V252H98ZM100 251H102V252H100ZM107 251V252H106ZM111 251V252H110ZM147 251V252H146ZM169 251H172L171 253H169ZM202 251V252H201ZM218 251V250H217ZM259 251V252H258ZM262 251V252H261ZM113 252H115V253H113ZM118 252V253H117ZM122 254H120V253ZM142 252V253H141ZM167 254H166V253ZM196 252H197V254H196ZM199 252V253H198ZM207 252V253H206ZM210 252V253H209ZM107 253H109V254H107ZM125 255H124V254ZM135 253V254H134ZM150 253V254H149ZM179 253V254H178ZM99 254V255H98ZM105 254V255H104ZM107 254V255H106ZM131 254V255H130ZM141 254H143V255H141ZM146 254V255H145ZM161 254H162V257H161ZM178 254V255H177ZM207 254V255H206ZM36 255H38V253L36 254ZM73 255V256H72ZM82 255V256H81ZM109 255V256H108ZM112 255V256H111ZM141 255V256H140ZM173 255V256H172ZM177 255V256H176ZM193 255V256H192ZM69 256V257H68ZM102 258H101V257ZM144 256H145V258H144ZM170 256V257H169ZM189 256V257H188ZM201 256V257H200ZM208 256V257H207ZM63 257V258H62ZM75 257H77V258H75ZM106 257V258H105ZM111 257V258H110ZM122 257H119L117 260H119L120 258L123 260V258ZM166 257V258H165ZM180 257V258H179ZM182 257V258H181ZM205 257V258H204ZM58 258V259H57ZM69 258V259H68ZM79 258V259H78ZM99 258V259H98ZM101 258V259H100ZM160 258H161V263H160V261H158V259L160 260ZM176 258V259H175ZM189 258V259H188ZM202 258V259H201ZM120 259V260H121ZM164 259V260H163ZM166 259V260H165ZM169 259V260H168ZM178 259H180V260H178ZM191 259V260H190ZM73 260V261H72ZM76 260V261H75ZM84 260V261H83ZM102 260V261H101ZM117 261V262H121V261ZM125 260H126V258H125ZM186 260V261H185ZM99 261V262H98ZM101 261V262H100ZM108 261V262H107ZM110 261V262H111ZM114 261V262H113ZM124 261V260H123ZM135 263H134V262ZM139 261V262H138ZM158 261V262H157ZM206 261V262H207ZM88 262V263H87ZM106 262V263H105ZM156 262V263H155ZM169 262V263H168ZM109 264H111V263H109Z\"/></svg>","mask_w":264,"mask_h":264},{"label":"bare ground","instance_id":"6f19581e","mask_svg":"<svg viewBox=\"0 0 264 264\" xmlns=\"http://www.w3.org/2000/svg\"><path fill=\"white\" fill-rule=\"evenodd\" d=\"M63 1V0H62ZM67 1V0H66ZM69 1V0H68ZM72 1V0H71ZM82 1V0H81ZM80 1V2H81ZM95 1V0H94ZM94 1H92L91 0V2H92V7H91V9L94 7V8H96V9H98L100 6H98V4H96V2H99V0H97L96 2H95V4H94ZM126 1V0H125ZM148 1V0H147ZM153 1H158V3L161 5V6H163L164 7V5L165 4H170V5H173V6H175V8H177V10H178V12H180L178 15H180V16H182L181 18L183 19L185 16L186 17H188L189 15L188 14H190V13H192L191 12V8H192V10H193V8H194V6H196L197 4L199 5V4H201V6H204V4L202 5V2L204 3L205 1V4L207 3V4H211L212 5V7L210 6V4H209V7H211L209 10H208V8H207V10H208V14H210V15H208V18H207V16H204V17H206L207 18V21H205V22H203V21H201V22H203L202 24H204V25H199V26H202V28H201V30H199L198 32H196V34L194 35V38L195 37H197V38H195L192 42H194V44L192 45V42H191V47H194L195 48V46H197V47H200V45L202 44V43H204V44H211V45H214V43H220V41L219 40H221V37L224 39V36L226 37V36H229V35H231V36H229V37H231V38H233L232 40H234V43H233V46H234V44L235 43H237V44H235V46H236V50H234V53H235V51H236V53L233 55H230V61L229 60H227V62H226V59H225V61H219V60H221L220 58H221V56H222V54L220 55V54H218L217 53V51L215 52V51H208L209 49L208 48H205V49H208L207 51H201V52H191L193 55L191 56V57H188L189 56V53H190V51H189V53H188V56L186 57L185 55H187V53L185 54V55H183L182 56V58H184V59H182L183 61H185L186 59H185V57L187 58V62L189 61H191L192 62V66H193V64H194V68L193 69H191L192 71H193V73L191 72V73H188V74H186L185 72V74H182V75H179L180 77L181 76H183V78L184 79H187L185 82H184V79H183V81H180V80H178V79H176V78H178L179 76H177V75H175L176 73L175 72H173L172 70H171V68L170 67H172V66H174L173 68H175V65H173V64H175V63H178V59L179 58H181V57H179L178 59L177 58H171V59H175L174 61L173 60H171L169 57V59L167 58V60H166V62L164 61V65L162 66V67H158V71H155V73H154V71L153 72H151V73H154L153 74V76H152V74L150 75V76H152V78H153V80H155L157 83H159V85H161L160 87H162V86H165V85H169L170 83H173L172 85H174L175 86V84H178L179 85V83H185V85H184V88H183V90L182 91H180L179 93H183L182 95L183 96H186L187 95V97L185 98H181L182 100L183 99H185V102H190L189 104H187V103H185L184 101H182V103H184V104H187V106L189 107V108H187V106H182L181 105V108H180V110L179 109H177V111H178V113H179V118L177 119V122H178V124H180V126H181V129H182V131H184V130H186L185 132H188V131H190V133L193 135V137H195L196 139H203V136L206 134V132L207 131H209L211 128H215V126H217L218 128H219V124H222V125H225L224 127H229V128H233V129H229V128H226V130L225 129H223L222 128V126L220 125V127L222 128V130H224L225 131V133H226V131H234L235 132V134H233V135H236L237 133H239L238 135V137L235 139V143L233 144V143H231L230 145H228V148L227 149H231V152L230 153H234V154H230V156L229 155H219L218 154V152H219V149L217 148L218 146H207L208 148V150L206 151L207 153L206 154H209L210 155V157L208 158V156H207V159H205L204 161H201L200 159L199 160H197L196 162H195V160L196 159H194L193 157H191V156H189L190 158H191V160L188 158H185L184 157V155L182 156V154H180V152H177L178 154H179V156H181V157H179V161L177 160V158H178V155H177V153L174 151V150H172V148L170 149V150H167L166 152L163 150L164 148V146L162 147L161 146V148H163L162 150H158L157 148V150L155 149V148H152V150H150L149 152H147V153H149V154H151L152 155V157H154L155 158V160H154V163L151 165V166H153L154 165V170L152 171V169H151V171H152V174H156V172H158V171H167V169L168 170H170V169H175V168H180V170L178 169V171L176 170H174V171H171L170 173H171V175L169 176L168 175V173H167V175L170 177V178H172L173 180H174V183H176V185H177V183H178V185H179V183L181 182H184V183H186V185L190 188V189H195V188H197V189H199L198 187H201L200 189H202V191H201V196H203V198H204V194H203V192L204 191H206L207 189V191H209V188L210 187H212L213 188V194H214V196H216V197H214V200H218L219 201V199H220V202H218V203H220V204H223V205H221V209H220V211H222V212H217V211H214V208L216 209L218 206H220L219 204L217 205V207H215V205L212 207L213 209V214H214V219L212 220L213 222V224L211 223V224H209V226L210 225H212V227H214V224L216 223L217 225H219V223H224V224H221V225H223V226H225V227H227V225H228V227L230 226V225H232L231 227L235 230L234 232H232V234H233V241H229L228 242V240L226 241V240H224V241H221V244L220 243H217L216 244V246L214 245L213 247H215L216 248V250H215V253H217L216 255L215 254H210L209 256H210V258L208 259V261L206 262L205 261V263L203 262V264H264V255H261V254H259V255H254L253 253L256 251V247H255V244H256V241H259L260 240V236H262V233H260L259 231L257 232V230H256V232H255V229L259 226V224H258V226L255 228V226H254V228H253V226H251V223H250V225H249V222L251 221V220H247V219H245V217H247V218H249L250 219V215L249 214H247L248 212H247V208L249 207L248 206V204H249V202H250V199H252L253 198V196L255 195V194H257L258 196H262V197H260V198H262V200L260 199V198H258V199H260V203H262V201H264V36L262 37V35H264V0H255V1H251L250 3H251V5L253 6L254 4L255 5H257L256 6V8H257V10L255 11V6H251V8L250 9H252V8H255L254 10L252 9V11H255V12H252L251 10L249 11V12H247L248 10H245V9H241V7L242 6H247L248 7V5H250V3H249V0L248 1H246V0H205V1H202L201 2V0H153ZM198 1V2H197ZM46 2V3H45ZM84 0H83V3H82V5H84ZM87 2V1H86ZM138 2V1H137ZM146 2V1H145ZM156 2H153V3H155V5L157 6L158 4H156ZM252 2H254V3H252ZM0 3H1V5H3V6H1L0 5V9H2L0 12V19H2L1 20V24L2 25H4V27H2V25L0 24V30H3L5 33L7 32V34H4V32L3 31H0V32H2V33H0V35L1 34H4L3 35V37L5 36H8V34L10 35V37H11V39H13L14 40V51L13 52H11L12 53V55L10 56L9 55V57H11L12 59H13V57H14V60L13 61H11L12 63H11V65L8 67V69H9V71L11 70L12 71V73L11 74H14V76L12 75V78H14V77H16L18 80H16L18 83H21L22 85H24L25 87H27L26 89L30 92V94L32 95V97L34 96V97H37V98H43L44 100H47L48 102L49 101H54V102H57L55 99H57L58 101H61V99H64V98H66V95H69V94H71L72 92H73V90H75V88L77 87V83H75L74 81H76L77 79H78V81L80 80L81 81V79H83V80H88V76H90V75H88L89 73H86L87 71H90V70H88L87 69V71L84 73V69H82L81 70V68H84L81 64H84L82 61L80 62V58L82 57L81 55H83L85 52H87V50H89V49H87L86 51H85V49L86 48H78L79 50H77L76 48V51H78L77 53H75V52H73L72 53V55H71V59L69 60V61H64L63 60V58L61 57V47H58L57 46V44L56 45H53V46H51L50 47V40L48 41V36H49V34L46 32V31H41V29L43 30V28H41L40 29V27H45V25H47L46 27H48L50 24V28L52 27V25L55 27L56 26V24L58 23V21L61 19H59L58 21H56V17L57 16H59L61 13H63L62 12V9L64 10V6H62L63 5V2H61L60 3V1L59 0H1L0 1ZM26 3H27V5L29 4V8L27 9V10H23L22 8H21V5H23V4H25L26 5ZM44 3L46 4V5H48L50 8L52 7V8H54L53 10L55 11V9H56V13H58V15L54 18V17H51L50 16V13L48 14L47 13V11L45 10L46 9V7H44L43 5H44ZM48 3V4H47ZM65 3H70V2H65ZM64 3V4H65ZM74 3V2H73ZM81 3H79V4H81ZM88 3H90V1L88 0ZM138 3H140V2H138ZM152 3V2H151ZM75 4H77V3H75ZM117 4V3H116ZM145 4V3H144ZM148 4V3H147ZM52 5V6H51ZM89 5H91V4H89ZM89 5H87V3H85V5H84V8H86L85 6H88L89 7V11H90V6ZM102 5V4H101ZM135 5V4H134ZM39 6H43L44 7V10H43V8H41V7H39ZM67 6V5H66ZM80 7H81V5H79ZM79 6H77V8L79 7ZM107 6H109V5H107ZM141 7H142V5H140ZM153 6V5H152ZM200 6V5H199ZM3 7V8H2ZM69 7V6H68ZM104 7H105V5H104ZM114 7V6H113ZM135 7H137V6H135ZM141 7H140V9H141ZM146 7V6H145ZM159 7V6H158ZM165 7H168V6H166L165 5ZM197 7V6H196ZM206 7V6H205ZM208 7V6H207ZM247 7H246V9H247ZM48 8V7H47ZM50 8H49V10H50ZM66 8V7H65ZM70 8H72V7H70ZM93 8V9H94ZM116 8V7H115ZM119 8H121V7H119ZM170 8V7H169ZM243 8V7H242ZM80 10L82 9L83 10V7H81V8H79ZM87 9V8H86ZM96 9H94L95 10V14H96V11H98V10H96ZM116 9H118V8H116ZM115 9V10H116ZM128 9V8H127ZM157 9V8H156ZM174 9V8H173ZM48 10V9H47ZM71 10V9H70ZM74 10V9H73ZM78 10V9H77ZM77 10H75V12L77 11ZM85 10V9H84ZM84 10H83V14H84ZM106 10H107V8H106ZM109 10V9H108ZM107 10V11H108ZM131 10V9H130ZM129 9H128V12L130 11ZM144 10V9H143ZM146 10V9H145ZM161 10V9H160ZM244 10H245V12H244ZM51 11H52V9H51ZM66 11H68V10H66ZM65 11V13H67ZM102 11V10H101ZM107 11H106V13H107ZM117 11V10H116ZM127 11V10H126ZM126 11H125V16H126ZM153 11V10H152ZM53 12V11H52ZM54 12V13H55ZM74 12V11H73ZM74 12V13H75ZM82 12V11H81ZM88 12V11H87ZM93 12V11H92ZM109 12V11H108ZM113 12V11H112ZM112 12H110V13H112ZM138 12H140V11H138ZM149 12V11H148ZM151 12V11H150ZM159 12V10L158 11H154V12H152V13H154V15L156 16V14L158 15V14H160V13H158ZM175 12V11H174ZM182 12H184V13H182ZM207 12V11H206ZM244 12V14H242ZM69 13V12H68ZM73 13V14H74ZM79 13V12H78ZM85 13H86V11H85ZM89 13V12H88ZM87 13V14H88ZM94 13V12H93ZM122 13V12H121ZM249 13H250V15H251V18H252V14H253V18L252 19H249V17L246 19L245 17L244 18H241L240 17V19L239 18H236L237 17V15H241L242 14V16H244V15H249ZM64 14V13H63ZM62 14V15H63ZM82 14V15H83ZM98 14V13H97ZM114 14H115V12H114ZM144 14V13H143ZM61 15V16H62ZM66 15V14H65ZM65 15L63 16V20H64V17H65ZM81 15V14H80ZM103 15V14H102ZM109 15V14H108ZM153 15V14H152ZM191 15V14H190ZM60 16V17H61ZM68 16V15H67ZM71 16V15H70ZM78 16L79 15H77V18H78ZM87 17L86 16V14L85 15H83V17ZM94 16V15H93ZM103 16H105V15H103ZM118 16H119V13H118ZM117 16V17H118ZM124 16V17H125ZM133 16H136V15H133ZM143 16V15H142ZM179 16V17H180ZM184 16V17H183ZM236 16V17H235ZM112 17V16H111ZM127 17V16H126ZM139 17H141V16H139ZM145 17V16H144ZM143 17V18H144ZM154 17V16H153ZM158 17V16H157ZM167 17V16H166ZM165 17V18H166ZM177 17V16H176ZM75 18L76 17H74V21H75ZM92 18V17H91ZM97 17H95V19H96ZM102 18V17H101ZM100 18V19H101ZM107 18V17H106ZM106 18H105V20H104V18H103V20L104 21H106ZM113 18V17H112ZM132 18V17H131ZM169 18V17H168ZM171 18V17H170ZM173 18H174V16H173ZM55 19V20H54ZM70 19V18H69ZM79 19V18H78ZM77 19V20H78ZM92 19H94V18H92ZM108 19V18H107ZM114 19V18H113ZM116 19V18H115ZM156 18H154L153 20H155ZM202 19V18H201ZM3 20H6L5 21V23H8V24H4V23H2V22H4ZM82 20H83V18H82ZM81 20V21H82ZM118 20V19H117ZM119 20H120V18H119ZM143 20V19H142ZM161 20V19H160ZM173 20V19H172ZM172 20H171V22H172ZM8 21H10L11 22V24L8 22ZM100 21V20H99ZM109 21V20H108ZM107 21V22H108ZM111 21V20H110ZM116 21V20H115ZM114 20H113V22L112 23H114L115 22ZM132 21V20H131ZM158 21H159V19H158ZM178 21V20H177ZM189 21V20H188ZM188 21H186L185 20V18H184V20H181V22H177V24H175L174 22H173V24L174 25H176V26H178L179 24H180V26H178V28L179 27H181L182 25H185L186 24V22H188ZM198 21V20H197ZM200 21V20H199ZM67 22V21H66ZM84 22V21H83ZM119 21H117V23H118ZM127 22V21H126ZM130 22V21H129ZM137 22V21H136ZM140 22V21H139ZM138 22V23H139ZM147 22H148V20H147ZM176 22V21H175ZM72 23V22H71ZM123 23H125V22H123ZM183 23V24H182ZM199 23V22H198ZM59 24V23H58ZM75 24V23H74ZM89 24V23H88ZM102 25H103V22L101 23ZM108 24V23H107ZM115 24V23H114ZM122 24V23H121ZM145 24H147V23H145ZM165 24V23H164ZM163 24V25H164ZM182 24V25H181ZM188 24H189V22H188ZM201 24V23H200ZM5 25H7L6 27H5ZM9 25V26H8ZM42 25H44V26H42ZM76 25V24H75ZM81 25H83V24H81ZM80 25V26H81ZM90 25V24H89ZM104 25H106V24H104ZM117 25V24H116ZM126 25H127V23H126ZM158 25V24H157ZM166 25V24H165ZM169 25H170V23H169ZM190 26H191V23L189 24ZM65 26V25H64ZM63 26V27H64ZM69 26V25H68ZM109 26V25H108ZM119 26V25H118ZM123 26V25H122ZM171 26H172V24H171ZM175 26V27H176ZM186 26V25H185ZM197 26V25H196ZM72 27H73V25H72ZM75 27V26H74ZM93 27V26H92ZM112 27V26H111ZM149 27V26H148ZM163 27V31H164V29H166V28H164V26H162ZM184 27V26H183ZM2 28H6V30H4V29H2ZM49 28V27H48ZM56 28H57V26H56ZM85 28V27H84ZM96 28V27H95ZM98 28H100V27H98ZM115 28V27H114ZM121 28V27H120ZM127 28V27H126ZM156 28V27H155ZM182 28V27H181ZM197 28V27H196ZM53 29V28H52ZM64 29V28H63ZM68 29V28H67ZM74 29V28H73ZM101 29V28H100ZM103 29V28H102ZM110 29V28H109ZM123 29V28H122ZM169 28H167V31L168 32H172V31H170V29L168 30ZM185 29V28H184ZM195 29V28H194ZM199 29H200V27H199ZM113 30V29H112ZM124 30H125V28H124ZM129 30V29H128ZM172 30H173V28H172ZM176 30V29H175ZM182 30V29H181ZM196 30V29H195ZM62 31V30H61ZM79 31V30H78ZM82 31V30H81ZM80 31V32H81ZM86 31V30H85ZM84 31V32H85ZM90 31V30H89ZM106 31V30H105ZM123 31V30H122ZM162 31V33H167V31H165V32H163ZM177 31V30H176ZM176 31H175V33H176ZM43 32H46L48 35H47V38H46V36L44 35V33ZM64 31H62V33H63ZM68 32V31H67ZM103 32V31H102ZM111 32V31H110ZM127 32V31H126ZM160 32V31H159ZM193 32H195L194 30H193ZM74 33H75V31H74ZM103 33H105V32H103ZM108 33V32H107ZM115 33V32H114ZM117 33V32H116ZM115 33V34H116ZM120 33V32H119ZM151 33H152V31H151ZM150 33V34H151ZM161 33V34H162ZM165 33V35H167V34H169V33H167L166 34ZM174 33V32H173ZM183 33H184V31H183ZM225 33H226V35H225ZM227 33H229V34H227ZM61 34V33H60ZM93 34V33H92ZM97 34V33H96ZM123 34V33H122ZM128 34V33H127ZM153 34V33H152ZM157 33L155 32V35H156ZM160 34V33H159ZM171 34V33H170ZM191 34V33H190ZM69 35V34H68ZM112 35H113V33H112ZM120 35V34H119ZM140 35V34H139ZM148 35V34H147ZM158 35V34H157ZM175 35V34H174ZM185 35V34H184ZM250 35V36H249ZM50 36H51V34H50ZM57 36V35H56ZM87 36H90V34L89 35H87ZM105 36H108V35H106L105 34ZM132 36V35H131ZM151 36V35H150ZM169 36V35H168ZM179 36H181V35H179ZM249 36V37H248ZM258 36H261V37H259V38H257L256 39V37H258ZM9 37V38H10ZM68 37V36H67ZM80 37H82V36H80ZM98 37V36H97ZM97 37H95V38H97ZM104 37V36H103ZM111 37H113V36H111ZM110 37V38H111ZM117 37H119V36H117ZM116 37V38H117ZM121 37V36H120ZM153 37V36H152ZM185 37H186V35H185ZM248 37V38H247ZM254 37H255V40H253L254 39ZM21 38V39H20ZM62 38V37H61ZM87 38V37H86ZM101 38V37H100ZM99 38V39H100ZM115 38V39H116ZM132 38H133V36H132ZM151 38V37H150ZM158 38V37H157ZM165 38V37H164ZM168 38V37H167ZM171 38V37H170ZM173 38V37H172ZM227 38V37H226ZM231 38H227V39H230V41L231 42H233L232 40H231ZM0 39H1V36H0ZM6 39V38H5ZM53 39V38H52ZM67 39V38H66ZM105 39V38H104ZM103 39V40H104ZM109 39V38H108ZM114 39V38H113ZM118 39V38H117ZM121 39V38H120ZM154 39V38H153ZM162 39V38H161ZM187 39V38H186ZM222 39V40H223ZM226 39V40H227ZM12 40V41H13ZM55 40V39H54ZM88 40V39H87ZM94 40V39H93ZM102 40V41H103ZM111 40H112V38H111ZM110 40V41H111ZM122 40H123V38H122ZM152 40V39H151ZM164 40V39H163ZM178 40V39H177ZM190 40V39H189ZM192 40V39H191ZM190 40V41H191ZM2 39L0 40V44H2ZM11 41V40H10ZM76 41V40H75ZM77 41H78V39H77ZM91 41V40H90ZM89 41V42H90ZM105 41V40H104ZM108 41V40H107ZM113 41V40H112ZM143 41V40H142ZM150 41V40H149ZM155 41V40H154ZM174 41V40H173ZM176 41V40H175ZM56 42V41H55ZM68 42H70V41H68ZM119 42V41H118ZM120 42H121V40H120ZM185 42V41H184ZM183 42V43H184ZM214 42V43H213ZM228 42V41H227ZM13 43V42H12ZM64 41H63V45H64ZM79 43V42H78ZM96 43V42H95ZM95 43H94V45H95ZM104 43V42H103ZM132 42L130 41V42H128V41H124V42H121V46H123V50H125L124 48H126V49H129V51L128 52H130V51H133V49L132 48H135L136 47V45H134L135 47H132L131 49H130V45L129 44H131ZM157 43H160V42H157ZM166 43V42H165ZM179 43H180V41H179ZM187 43V42H186ZM185 43V44H186ZM189 43V42H188ZM213 43V44H212ZM223 43V42H222ZM5 44V43H4ZM11 44V43H10ZM52 44V43H51ZM59 44V43H58ZM100 44V43H99ZM133 44V43H132ZM131 44V45H132ZM182 44V43H181ZM196 44V45H195ZM80 45V44H79ZM78 45V46H79ZM87 45V44H86ZM106 45V44H105ZM145 45V44H144ZM175 45V44H174ZM210 45V46H211ZM218 45V44H217ZM1 46V45H0ZM6 45H4L3 46V49H5L4 51H6L7 49H6V47H5ZM10 46V45H9ZM12 46V45H11ZM65 46V45H64ZM69 46V45H68ZM98 46V45H97ZM97 46H95V47H97ZM103 46V45H102ZM114 46H115V43H114ZM133 46V45H132ZM153 46V45H152ZM189 46H190V44H189ZM220 46V45H219ZM72 47V46H71ZM91 47V46H90ZM99 47H101V46H99ZM98 47V48H99ZM105 47V46H104ZM112 47V46H111ZM120 47V46H119ZM118 47V48H119ZM149 47H150V45H149ZM162 47V46H161ZM174 47V46H173ZM182 47V46H181ZM185 47V46H184ZM190 47V48H191ZM196 47V48H197ZM1 48V50H2V46L0 47ZM7 48H8V46H7ZM10 48V47H9ZM8 48V49H9ZM115 48H116V46H115ZM117 48V49H118ZM121 48V47H120ZM144 48V47H143ZM180 48V47H179ZM212 48V47H211ZM231 48H235V47H231ZM230 48V49H231ZM65 49H66V46H65ZM64 49V50H65ZM83 49H84V52H83ZM91 49L92 48H90V51H91ZM103 49V48H102ZM114 49V48H113ZM116 49V50H117ZM201 49V48H200ZM62 50H63V48H62ZM74 50V49H73ZM97 50V49H96ZM100 50H101V48H100ZM141 50V49H140ZM194 50V49H193ZM196 50V49H195ZM203 50V49H202ZM222 50V49H221ZM4 51H2V52H4ZM10 51V50H9ZM104 50H102V52H103ZM107 51V50H106ZM111 51V50H110ZM118 51V50H117ZM117 51H116V53H117ZM126 51V50H125ZM160 51H162V50H160ZM197 51V50H196ZM225 51V50H224ZM82 52H83V54H82ZM102 52H101V54H102ZM105 52V51H104ZM107 52H109V49H108V51ZM112 52H113V50H112ZM134 53H128V55H127V53H126V56H129V55H132V54H134L135 56H137L138 54H135V53H137V52H139L138 51V49H137V51L135 52V50L133 51ZM147 52V51H146ZM152 52V51H151ZM154 52V51H153ZM166 52V51H165ZM218 52H219V50H218ZM223 52V51H222ZM64 53H65V51H64ZM66 53H67V51H66ZM121 53V52H120ZM148 53V52H147ZM147 53H145V54H147ZM172 53V52H171ZM191 53H190V55H191ZM224 53V52H223ZM228 53V52H227ZM226 53V54H227ZM6 54V53H5ZM81 54V55H80ZM89 54H91V53H89ZM88 54V55H89ZM113 54V53H112ZM140 54H141V52H140ZM144 54V55H145ZM149 54V53H148ZM215 54H217L216 56H215ZM84 55H86V54H84ZM109 55L110 54H108V56H107V58L109 57ZM121 55H123V54H121ZM150 55V54H149ZM166 55V54H165ZM215 56V59H217V61L215 60H213V59H211V56ZM1 56V55H0ZM92 56V55H91ZM98 56V55H97ZM124 56H125V54H124ZM133 56V55H132ZM141 56V55H140ZM173 56V55H172ZM171 56V57H172ZM212 56V57H213ZM219 56V57H218ZM224 56H225V54H224ZM232 56V57H231ZM234 56V57H233ZM3 57V56H2ZM8 57V56H7ZM87 57V56H86ZM89 57H90V55H89ZM104 57H105V55H104ZM111 57V56H110ZM118 58H119V53H118V56H117ZM138 57V56H137ZM137 57H134V59H136ZM143 57V56H142ZM177 57H178V55H177ZM6 58V57H5ZM66 58V57H65ZM103 58V57H102ZM131 58V57H130ZM139 58V57H138ZM214 58V57H213ZM222 58H223V56H222ZM225 58V57H224ZM11 59V60H12ZM80 59V60H79ZM98 59V58H97ZM104 59V58H103ZM106 59V58H105ZM143 59V58H142ZM145 59V58H144ZM165 59V58H164ZM229 59V58H228ZM63 60V61H62ZM82 60H84V59H82ZM107 60V59H106ZM119 60V59H118ZM124 60V59H123ZM169 60V61H168ZM177 60V61H176ZM213 60V61H212ZM99 61V60H98ZM116 61H117V59H116ZM180 61H181V59H180ZM64 62H66V63H64ZM91 62V61H90ZM97 62V61H96ZM101 62V61H100ZM102 62H104V61H102ZM113 61H111V63H112ZM115 62V61H114ZM119 62V61H118ZM121 62V61H120ZM160 62H161V60H160ZM163 62V61H162ZM162 62H161V64H162ZM225 62V63H224ZM0 63H2V62H0ZM92 63V62H91ZM124 63V62H123ZM128 63V62H127ZM184 63V62H183ZM90 64V63H89ZM94 64H95V62H94ZM118 64V66H119V64L120 63H117ZM126 64V63H125ZM179 64H182V63H180L179 62ZM191 64V63H190ZM86 65V63L84 64V66ZM102 65V64H101ZM110 65H112V64H110ZM158 65V64H157ZM160 65V64H159ZM185 65H188V64H185ZM212 65L214 66L215 65V68L216 69H213V67H212ZM87 66H89L88 65V62H87ZM91 66H93V65H91ZM97 66V64L95 65V67ZM123 65L122 64H120V67H122ZM183 66V65H182ZM98 67V66H97ZM96 67V68H97ZM101 66H99V68H100ZM102 67H103V65H102ZM170 68V70H169V68ZM180 67V66H179ZM186 67V66H185ZM62 68H65L66 69V73L64 74L63 73V69ZM88 68H90V66L88 67ZM108 68L109 67H107V70H108ZM172 68V69H173ZM180 68H182V67H180ZM212 68V69H211ZM2 69V68H1ZM7 69V70H8ZM52 69H54V70H52ZM55 69L57 70L56 72H55ZM60 71H62V74H60V72H59V70ZM62 69V70H61ZM86 69V68H85ZM94 69V68H93ZM102 69V68H101ZM111 69H112V67H111ZM115 69V68H114ZM155 69V68H154ZM157 69V68H156ZM178 69V68H177ZM176 68H175V70L177 71V72H179V70H177ZM52 70V72H55V73H48V72H50ZM91 70H92V68H91ZM96 70H98V68L96 69ZM95 70V71H96ZM184 70V69H183ZM190 70V69H189ZM215 70H216V72H215ZM8 71V72H9ZM10 71V72H11ZM94 71V70H93ZM104 71V70H103ZM122 71V70H121ZM170 71H171V73H170ZM180 71H181V69H180ZM194 71L196 72V73H194ZM59 72V73H58ZM182 73H183V71H181ZM94 73V72H93ZM92 73V74H93ZM96 73V72H95ZM101 73V72H100ZM99 73V75L101 76V74ZM125 73H126V71H125ZM180 73V72H179ZM2 74V73H1ZM85 74V75H84ZM107 74V73H106ZM110 74L111 73H109V77H110ZM102 75H103V73H102ZM147 75H149V74H147ZM113 76H116V74L115 75H113ZM112 75H111V77H113ZM93 77V76H92ZM110 77V78H111ZM99 78V77H98ZM105 78V77H104ZM4 79H5V77H4ZM8 79V78H7ZM11 79V78H10ZM15 79V78H14ZM72 79H75V80H73V81H71ZM113 79V78H112ZM137 79V78H136ZM93 80V79H92ZM97 80V79H96ZM103 80H105V79H103ZM145 80V79H144ZM147 81H149V79L147 78L146 79ZM152 80V79H151ZM14 81V80H13ZM85 81V84H87V82ZM112 81V80H111ZM134 81V80H133ZM176 81L178 82V83H176ZM73 82V83H72ZM91 82V81H90ZM95 82V81H94ZM93 82V83H94ZM136 82V81H135ZM138 82V81H137ZM146 82V81H145ZM68 83V84H67ZM72 83V84H71ZM81 84H83V82H80ZM100 83V81H98V84ZM105 83V82H104ZM141 83V82H140ZM143 83V82H142ZM151 83V82H150ZM183 83V84H184ZM91 84V83H90ZM102 84V83H101ZM147 84V83H146ZM152 84V83H151ZM155 84V83H154ZM183 84H181V85H183ZM2 85V84H1ZM89 85V84H88ZM108 85V84H107ZM137 85H139V84H137ZM141 85V84H140ZM148 85V84H147ZM147 85L145 86V88L146 89H149V88H147ZM177 85V86H178ZM5 86V85H4ZM11 86V85H10ZM100 86V85H99ZM106 86V85H105ZM129 86V85H128ZM149 86V85H148ZM156 86V85H155ZM173 86V87H174ZM180 86V85H179ZM24 87V88H25ZM64 87V88H63ZM82 87V86H81ZM85 87H88V86H85ZM95 87V86H94ZM101 87H102V85H101ZM107 87V86H106ZM125 87V86H124ZM123 87V88H124ZM127 87V86H126ZM125 87V88H126ZM131 87H133V86H131ZM135 87V86H134ZM129 88L128 90H127V88H126V90H127V93H126V95H128L129 93H131V95H132V93L133 92H136V88L138 87V86H136L135 88ZM167 87V86H166ZM172 86H170V88H171ZM4 88V87H3ZM62 88V91L60 90ZM79 88V87H78ZM105 88V87H104ZM144 88V89H145ZM154 88V87H153ZM157 89H158V87H156ZM170 88H168L167 87V90H169ZM179 88V87H178ZM177 88V89H178ZM6 89V88H5ZM4 89V90H5ZM10 89V88H9ZM77 89V88H76ZM82 89V88H81ZM97 89V88H96ZM100 89V88H99ZM103 89V88H102ZM163 89H164V87H163ZM166 89V88H165ZM176 89V88H175ZM21 90V89H20ZM98 90V89H97ZM125 90V91H126ZM131 90H132V92H131ZM139 89H137V91H138ZM151 90V89H150ZM152 90H154V89H152ZM160 90V89H159ZM172 90H173V88H172ZM3 91V90H2ZM6 92H7V90H5ZM82 91V90H81ZM101 91V90H100ZM99 91V92H100ZM123 91V90H122ZM141 91V90H140ZM147 91V90H146ZM163 91H165V90H163ZM171 91V90H170ZM178 91V90H177ZM6 92H5V94H6ZM93 92V91H92ZM112 92V91H111ZM139 92V91H138ZM138 92H136V94L138 93ZM161 92H162V90H161ZM14 92H12V94H13ZM19 93V92H18ZM25 93H26V91H25ZM74 93H75V91H74ZM77 93H78V91H77ZM83 93V92H82ZM88 93V92H87ZM122 93V92H121ZM120 93V94H121ZM143 93V92H142ZM156 93V92H155ZM163 93V92H162ZM170 93H172V92H170ZM178 93V92H177ZM176 93V94H177ZM73 94V93H72ZM80 94V93H79ZM94 94V93H93ZM97 94H98V92H97ZM102 94V93H101ZM101 94H99V95H101ZM106 94V93H105ZM151 94V93H150ZM149 94V95H150ZM175 94V93H174ZM0 95H2L3 96V94H0ZM14 95V94H13ZM77 95V94H76ZM82 95V94H81ZM80 95V96H81ZM85 95V94H84ZM87 95V94H86ZM111 95H113V93H111ZM134 95V94H133ZM148 95V94H147ZM147 95H146V97H147ZM157 95V94H156ZM163 95V94H162ZM171 95H173V94H171ZM180 95V94H179ZM20 96V95H19ZM97 96L98 95H96V94H94V96L92 97V94L90 95V97H86L87 98V103L88 102H92V101H94L95 100V102L96 101H98L99 102V98H97ZM124 96V95H123ZM129 96V95H128ZM128 96L127 97H125L126 99L125 100H130V99H128ZM136 96V95H135ZM155 96V95H154ZM165 96V95H164ZM21 97V96H20ZM24 97V96H23ZM31 97V96H30ZM33 97V98H34ZM68 97V96H67ZM77 97V96H76ZM100 97V96H99ZM101 97H103V96H101ZM142 97V96H141ZM166 97V96H165ZM180 97V96H179ZM188 97H190L189 99H188ZM1 98V97H0ZM69 98V97H68ZM89 98H95L94 100H90V101H88L89 100ZM96 98H97V100H96ZM113 98V97H112ZM116 98H117V96H116ZM135 98V97H134ZM140 98V97H139ZM151 98V97H150ZM154 98V99H153ZM42 99V100H43ZM67 99V98H66ZM74 99V98H73ZM73 99H72V101H73ZM77 99V98H76ZM136 99V98H135ZM138 99V98H137ZM149 99V98H148ZM153 99V100H152ZM170 99H171V97H170ZM174 99V98H173ZM191 99V101L194 99V101H195V104H194V102L193 103H191V101H189ZM36 100V99H35ZM41 100V101H42ZM71 100V99H70ZM102 100V98L100 99V101ZM103 100H105V98L103 99ZM115 100V99H114ZM124 99H122L121 101H123ZM144 100H145V97H144ZM153 101L152 103H156L157 104V97L155 98V97H152L151 99H149V100H146V102L147 101ZM154 100H156V101H154ZM166 100V99H165ZM169 100V99H168ZM2 101V100H1ZM18 101V100H17ZM116 101V100H115ZM133 101H134V99H133ZM142 101H143V99H142ZM174 101H175V99H174ZM4 102V101H3ZM46 102V101H45ZM67 102V101H66ZM70 103H71V101H69ZM77 102H78V100H77ZM76 102V103H77ZM94 102V103H95ZM117 102V101H116ZM124 102H126V101H124ZM129 102V101H128ZM137 102V101H136ZM181 102V101H180ZM1 103V102H0ZM8 103V102H7ZM14 103V102H13ZM18 103V102H17ZM34 103V102H33ZM36 103V102H35ZM50 103V102H49ZM53 103V102H52ZM58 103V102H57ZM62 103V102H61ZM73 103V102H72ZM74 103H75V101H74ZM73 103V104H74ZM108 103V102H107ZM110 103H112V102H110ZM135 103V102H134ZM143 103V102H142ZM172 103V102H171ZM179 103V102H178ZM10 104V103H9ZM16 103H14V104H12L13 106L15 105ZM27 104V103H26ZM51 104V103H50ZM64 104V103H63ZM79 104V103H78ZM84 104H86V103H84ZM92 104H93V102H92ZM99 104V103H98ZM106 104V103H105ZM122 104H124L123 102H122ZM137 104V103H136ZM147 104V103H146ZM164 104V107H165V103H163ZM168 104V103H167ZM173 104V103H172ZM172 104H170V105H172ZM176 104H177V102H176ZM190 104L192 105H194V106H190ZM5 105V104H4ZM21 105V104H20ZM33 105V104H32ZM43 105V104H42ZM46 105V104H45ZM58 105V104H57ZM61 105V104H60ZM75 105V104H74ZM87 105V104H86ZM91 105V103L88 105V106H90ZM95 105V104H94ZM101 105V104H100ZM111 105H113V104H111ZM125 105V104H124ZM141 105V104H140ZM145 105V104H144ZM169 105V104H168ZM169 105V106H170ZM70 106V105H69ZM88 106H87V108H88ZM92 106V105H91ZM105 106V105H104ZM121 106V105H120ZM156 106V105H155ZM158 107L157 108H159L160 106H161V103H160V106L159 105H157ZM57 107V106H56ZM59 107V106H58ZM76 107V106H75ZM74 107V108H75ZM84 107V106H83ZM94 107H96V106H94ZM99 106H97L96 108H98ZM106 107V106H105ZM108 107V106H107ZM106 107V108H107ZM122 107V106H121ZM124 107V106H123ZM177 107V106H176ZM184 107H186V108H184ZM3 108V107H2ZM22 108V107H21ZM24 108V107H23ZM66 108V107H65ZM104 108V107H103ZM105 108V109H106ZM113 108V107H112ZM137 108V107H136ZM138 108H140V107H138ZM142 108V107H141ZM150 108V107H149ZM167 108H169V107H167ZM178 108H179V106H178ZM69 109H70V107H69ZM71 109H72V107H71ZM84 109V108H83ZM91 109V108H90ZM100 109V108H99ZM110 109V108H109ZM162 109H163V106H162ZM170 109V108H169ZM173 110H175L174 109V107L172 108ZM198 109H200V112L198 111ZM20 110V109H19ZM50 110H52V108L50 109ZM74 110V109H73ZM77 110V109H76ZM78 110H79V108H78ZM93 110H94V108H93ZM114 110V109H113ZM142 110V109H141ZM160 110V109H159ZM158 110V111H159ZM59 111V110H58ZM62 111V110H61ZM60 111V112H61ZM69 111H71V110H69ZM82 112H83V110H81ZM86 111V110H85ZM88 111H89V108H88ZM94 111H97L96 109L94 110ZM93 111V112H94ZM111 111V110H110ZM140 111V110H139ZM161 111V110H160ZM176 111V110H175ZM199 113H198V112ZM100 112V111H99ZM98 112V113H99ZM109 112V111H108ZM163 112V111H162ZM174 112V111H173ZM196 113L197 114V116L196 117H194V115H193V117L191 116V114H193V113ZM206 112H210L212 115L213 114H215V116H213L212 118H211V116H208V117H205V116H203V114L204 113H206ZM64 113V112H63ZM75 113V112H74ZM73 113V114H74ZM97 113V114H98ZM114 113V112H113ZM158 113V112H157ZM165 113H166V111H165ZM169 113V112H168ZM171 113V112H170ZM194 113V114H195ZM6 114V113H5ZM15 114V113H14ZM61 114V113H60ZM80 114V113H79ZM100 114V113H99ZM146 114V113H145ZM150 114V113H149ZM163 114V113H162ZM173 114V113H172ZM38 115V114H37ZM52 115V114H51ZM81 115H82V113H81ZM101 115V114H100ZM121 115V114H120ZM140 115V114H139ZM151 115V114H150ZM164 115V114H163ZM169 115V114H168ZM210 115V114H209ZM3 116H6V115H3ZM20 116V115H19ZM93 116V115H92ZM111 116V115H110ZM110 116H108L109 118H110ZM113 116V115H112ZM132 116V115H131ZM145 116V115H144ZM144 116H143V118H144ZM176 116V115H175ZM10 117V116H9ZM17 117V116H16ZM39 117V116H38ZM54 117H56V115L54 116ZM63 117V116H62ZM94 117V116H93ZM96 117V116H95ZM94 117V118H95ZM98 117H99V115H98ZM102 117H103V115H102ZM114 117V116H113ZM117 117H119V116H117ZM121 117V116H120ZM141 117V116H140ZM162 117V116H161ZM170 117H172V115L170 116ZM36 118V117H35ZM40 118V117H39ZM49 118H52L51 116L49 117ZM59 118V117H58ZM152 118V117H151ZM166 118H168L167 117V113H166ZM165 118V119H166ZM1 119V118H0ZM21 119V118H20ZM25 119V118H24ZM61 119V118H60ZM99 119V118H98ZM98 119L96 118L95 120H97L98 121ZM102 119V118H101ZM139 119V118H138ZM161 119V118H160ZM2 120V119H1ZM13 120V119H12ZM26 120V119H25ZM30 119H28V121H29ZM32 120V119H31ZM33 120H34V117H33ZM33 120H32V122H31V125H32V123H33ZM36 120V119H35ZM50 120V119H49ZM57 121H58V119H56ZM95 120H93V121H95ZM146 120V119H145ZM144 120V121H145ZM150 120V119H149ZM162 120V119H161ZM174 120V119H173ZM4 121V120H3ZM10 121V120H9ZM14 121V120H13ZM52 121H54V119L52 120ZM96 121V122H97ZM104 121V120H103ZM105 121H106V119H105ZM134 121V120H133ZM141 121H142V119H141ZM148 121V120H147ZM1 122V121H0ZM10 122H12V121H10ZM10 122H9V128H10ZM20 122V121H19ZM35 122V121H34ZM140 122V121H139ZM164 122V121H163ZM172 122V121H171ZM3 123H5V122H3ZM13 123V122H12ZM37 123V122H36ZM44 123V122H43ZM46 123V122H45ZM50 123V122H49ZM51 123H53V122H51ZM101 123V122H100ZM137 123V122H136ZM142 123V122H141ZM149 123H151V121L149 122ZM168 123V122H167ZM176 123V122H175ZM6 124V123H5ZM14 125H17V123L15 124V123H13ZM29 124V123H28ZM48 124V123H47ZM46 124V125H47ZM95 124V123H94ZM99 124V123H98ZM108 124V123H107ZM130 124V123H129ZM146 124V123H145ZM174 124V123H173ZM177 124V125H178ZM13 125V127H12V125H11V127L13 128V129H9V130H14V131H11V133L12 132H14L15 133V131L17 132V131H19V129L16 127V126H14ZM27 125V124H26ZM25 125V126H26ZM30 125V124H29ZM34 125V124H33ZM49 125V124H48ZM96 125V124H95ZM110 125V124H109ZM134 125H135V123H134ZM162 125H164V124H162ZM5 126V125H4ZM22 126V125H21ZM44 126H45V124H44ZM147 126H149V124L147 125ZM6 127H7V125H6ZM23 127V126H22ZM29 127V126H28ZM31 127V130H32V126H30ZM57 127V126H56ZM108 127V126H107ZM144 127H146V126H144ZM217 127H216V129H217ZM2 128H3V126H2ZM1 128V129H2ZM5 128V127H4ZM106 128V127H105ZM124 128V127H123ZM162 128V127H161ZM209 128V130H206V129H208ZM6 129V128H5ZM23 131H24V129L23 128H21ZM49 130H47V134L46 135H48L47 136V138H46V145H48L49 146V144L53 141V139L55 138V136L57 135H55V128H53L52 127V125L48 128ZM171 129V128H170ZM176 129V128H175ZM228 129V130H227ZM21 130V131H22ZM104 130V129H103ZM123 130V129H122ZM169 130V129H168ZM206 130V131H205ZM212 130V129H211ZM210 130V131H211ZM214 130V129H213ZM4 131V130H3ZM6 131H7V129H6ZM33 131V130H32ZM111 131V130H110ZM118 131H121L120 129L118 130ZM172 131V130H171ZM178 131V130H177ZM182 131H180V132H182ZM204 131H205V133H204ZM209 131V132H210ZM223 131V132H224ZM230 131V132H231ZM236 131H237V133H236ZM8 132V131H7ZM10 132V131H9ZM107 132V131H106ZM124 132V131H123ZM169 132V131H168ZM176 132V131H175ZM179 132V131H178ZM202 132V134H200ZM212 132V131H211ZM24 133V132H23ZM108 133H109V130H108ZM118 133V132H117ZM127 133V132H126ZM172 132H170V134H171ZM208 133V132H207ZM215 133L216 132H213L211 135L212 136H210L209 137V140H210V138H214L215 137ZM222 133V132H221ZM16 134V133H15ZM25 134V133H24ZM112 134H114V133H112ZM169 134V136H171ZM179 134V133H178ZM177 134V135H178ZM190 134V136H192ZM220 133H219V131L216 133V136H218ZM21 135V134H20ZM30 135H31V133H30ZM35 135V134H34ZM78 135H80V134H78ZM106 135V134H105ZM108 135V134H107ZM115 135H118V134H115ZM168 135V134H167ZM166 135V136H167ZM207 135V134H206ZM8 136V135H7ZM6 136V137H7ZM16 136V135H15ZM17 136H18V134H17ZM16 136V137H17ZM61 136V135H60ZM77 136V135H76ZM124 136H126V135H124ZM166 136H165V138H166ZM182 136V135H181ZM232 136V135H231ZM4 137V136H3ZM3 137H2V139H3ZM9 137V136H8ZM12 137V136H11ZM22 137V136H21ZM32 137V136H31ZM33 137H35V136H33ZM78 137V136H77ZM83 137V136H82ZM86 137V136H85ZM118 137V136H117ZM123 137V136H122ZM121 136L117 139V140H115L116 138H115V136H114V138H113V140H112V143H110L108 146H107V148H106V151L107 152H105L106 153V155L104 156V161H105V163L108 165V166H111L110 164H112V162L114 163V162H116V161H122V162H124V161H128L129 163H131L130 161L131 160H133V161H135L136 163H137V159L138 158H140L141 156H142V154L144 155L145 153H141V151H142V148H141V146H139V144H138V146H137V142H135V140H134V142L136 143V145H135V143L132 145V146H127L125 143H126V141H128L129 139H125V138H127V137H124V138H122ZM134 137H135V135H134ZM162 137H163V135H162ZM172 138H169V139H171V140H175L176 139V137H174V134H173V136H171ZM178 137V136H177ZM183 137V136H182ZM225 137V136H224ZM228 137V136H227ZM18 138V137H17ZM16 138V139H17ZM26 138V137H25ZM28 138V137H27ZM80 138V137H79ZM128 138H130V137H128ZM137 138V137H136ZM140 138V137H139ZM184 138V137H183ZM188 138V137H187ZM207 138V137H206ZM217 138V137H216ZM219 138V137H218ZM223 138V137H222ZM1 139V140H2ZM7 139V138H6ZM10 139V138H9ZM20 139V138H19ZM30 139V138H29ZM39 139V138H38ZM78 139V138H77ZM141 139V138H140ZM144 139V138H143ZM179 139V138H178ZM234 139V138H233ZM232 139V140H233ZM56 140V139H55ZM72 140V139H71ZM107 140H108V138H107ZM110 140V139H109ZM177 140V139H176ZM181 140V139H180ZM208 140V139H207ZM219 140V139H218ZM221 140V139H220ZM237 140V141H236ZM5 141V140H4ZM27 141V140H26ZM31 141V140H30ZM39 141V140H38ZM37 141V142H38ZM45 141L43 142L44 144L43 145H45ZM62 141V140H61ZM76 141V140H75ZM106 141V140H105ZM130 142H131V139L129 140ZM170 141V140H169ZM169 141H168V143H169ZM184 141H186V140H184ZM7 142V141H6ZM10 142H11V140H10ZM35 142V141H34ZM60 142V141H59ZM172 142V141H171ZM173 142H175V141H173ZM172 142V143H173ZM203 142V141H202ZM201 142V143H202ZM213 142V141H212ZM230 142H232V141H230ZM3 143V142H2ZM56 143V142H55ZM98 143V142H97ZM133 143V142H132ZM131 143V144H132ZM176 143V142H175ZM182 143H183V140H182ZM186 143V142H185ZM207 143V142H206ZM218 143V142H217ZM39 144V143H38ZM52 144V143H51ZM54 144V143H53ZM58 144V143H57ZM80 144V143H79ZM130 144V145H131ZM145 144V143H144ZM149 144H151V143H149ZM169 144H171V143H169ZM177 144V143H176ZM176 144H174V145H171L172 147H174V148H177V147H175L176 146ZM187 144V143H186ZM211 144V143H210ZM215 144H216V142H215ZM220 144V143H219ZM218 144V145H219ZM233 144V145H232ZM41 145V144H40ZM64 145H66L65 143H64ZM91 145V144H90ZM141 145V144H140ZM160 145V144H159ZM168 145V144H167ZM178 145V144H177ZM198 145V144H197ZM8 146H9V144H8ZM53 146H55V145H53ZM88 146V145H87ZM104 146V145H103ZM143 146H145V145H143ZM147 146V145H146ZM145 146V147H146ZM149 146H151V145H149ZM193 146V145H192ZM203 146V145H202ZM229 146L231 147V148H229ZM19 147V146H18ZM32 147V146H31ZM35 147V146H34ZM45 147H47V146H45ZM50 148H51V145L49 146ZM57 147V146H56ZM76 147V146H75ZM78 147V146H77ZM80 147V146H79ZM99 147V146H98ZM156 147V146H155ZM160 147V146H159ZM167 147H169V146H167ZM166 146H165V148H167ZM198 147V146H197ZM204 147V146H203ZM202 147V148H203ZM220 147V146H219ZM37 148V147H36ZM41 148V147H40ZM57 148H59V146L57 147ZM82 147H80L79 148V150L81 149ZM86 148V147H85ZM101 148V147H100ZM196 148V147H195ZM201 148V149H202ZM206 148V147H205ZM204 148V149H205ZM4 149V148H3ZM8 149V148H7ZM21 149V148H20ZM39 149V148H38ZM43 149V148H42ZM55 149V148H54ZM75 149V148H74ZM144 149V148H143ZM148 149V148H147ZM153 149H155V150H153ZM11 150V149H10ZM51 150V149H50ZM56 150V149H55ZM62 151H63V149H61ZM66 150V149H65ZM87 150V149H86ZM183 150V149H182ZM203 150V149H202ZM201 150V151H202ZM224 150V149H223ZM34 151V150H33ZM48 151V150H47ZM58 151H59V149H58ZM68 151V150H67ZM77 151V150H76ZM87 151H89V150H87ZM86 151V152H87ZM148 151V150H147ZM200 151V150H199ZM246 153V151L249 153V154H244L245 156H243V154H240V153H244V152ZM4 152V156L3 157H1L0 158V185L2 186V183L3 182H5V181H3V180H5V178L7 177V176H10V175H12V176H14V177H16L15 179L16 180H18V183H19V185L21 184V185H23V186H21L20 188H21V190H20V193H17L18 195H20L19 196V198L21 197V200L23 201V200H26V201H30V199H31V196H32V198H34L35 200L33 201V199L31 200V201H33V202H37V203H34V204H36V205H30V206H32V207H30L29 206V208L27 209V207H26V214L25 215H27L28 217H30V218H28L27 217V219H31V220H34V221H31L30 223H28V233L25 235V234H23V233H21V232H18V230L14 227H12V221H15V219H16V221H19V216H17L18 214H17V212L19 211L18 209H17V212L16 211H14L15 210V208H13L14 206H13V204H10L11 202H3V203H1L0 204V232H3L4 234L3 235H5L6 236V238H4V240H3V243H1V241H0V264H53V262L55 261L54 260V258H56V256H59V255H66L67 253H71V254H73L76 250V248H78L79 249V247L81 246V244H80V246H78V243H77V245H71L72 243H71V240H68L67 241V237L68 236H70L69 234H72L74 231H76V229H78V228H81V229H79L80 231L82 230L83 231V229H84V226L86 225H89L90 224V226H91V224H93L94 225V222H97V221H99L100 220V218H103L102 219V221L104 220V216H107V215H105V213H106V211H105V209H108L109 208V206H110V203L108 204V205H104V203H103V205L106 207V208H104V211H103V213H104V215H103V213L101 214H98V215H100V218H99V216H95L94 215V209L96 210L97 208H91L90 206V209L89 210H84V211H80V212H76L75 213V215L70 219V220H66V222H64V223H60L59 221H57L59 224H56L55 225V227H56V229L58 230V231H53V233H59V231H60V233H61V236L57 233V234H55V235H53V233H51V234H49V235H47V237L45 238V236H46V234H44L45 232H46V230H42V231H44V232H40V234H41V236L43 235H45L44 237L42 236V239H40L41 238V236H40V234H38L39 232H38V230H40V228H41V226H42V221H44L45 220V218L47 219V216H46V214H48L47 212H46V204L47 203H50V204H52L51 202H49V200L50 201H52V202H55V199L53 198V197H51V198H49V199H47L48 197L47 196H50L51 194H52V192L54 191L53 189L55 188V185H54V188H53V185H52V187H51V185H49L50 186V188H48L49 190L51 189V188H53L52 190H48L49 192H47V191H45L46 189H45V187H39V188H35L34 186H35V184L33 185H30L31 184V181H29L30 179H32V178H30V170H28V168H27V166L25 167V165L24 164H19V165H16V166H11V167H9V169L5 166L6 164H13L14 163V165H15V161L16 160H14V157H15V155L14 154H11V153H9V152H6V151H3ZM32 152V151H31ZM40 152V151H39ZM49 152V151H48ZM60 152V151H59ZM58 152V153H59ZM101 152V151H100ZM146 152V151H145ZM182 152V151H181ZM188 152V151H187ZM186 152V153H187ZM193 152V151H192ZM1 153V152H0ZM38 153V152H37ZM53 153V152H52ZM61 153V152H60ZM79 153V152H78ZM94 153V152H93ZM183 153V152H182ZM30 154V153H29ZM67 154V153H66ZM70 154V153H69ZM154 154H156V156L154 155ZM236 154H238V155H242V157H240V156H238V155H236ZM36 155V154H35ZM58 155V154H57ZM57 155H55L54 157H58ZM68 155V154H67ZM85 155V154H84ZM91 155V154H90ZM148 155V154H147ZM146 155V156H147ZM150 155V156H151ZM205 155V154H204ZM235 155L238 157V158H235L234 159V157H235ZM32 156V155H31ZM79 156V155H78ZM145 156V155H144ZM194 156V155H193ZM18 157V156H17ZM54 157H52V159H54ZM72 157V156H71ZM186 157H187V155H186ZM199 157V156H198ZM204 157V156H203ZM35 158V157H34ZM67 158V157H66ZM69 158V157H68ZM73 158V157H72ZM80 158H81V155H80ZM80 158H79V160H80ZM153 158V159H154ZM196 158V157H195ZM8 159V161H7V163H6V160ZM33 159V158H32ZM37 159V158H36ZM46 159H48V158H46ZM56 159V158H55ZM141 159H143V156H142V158ZM153 159L151 160V161H153ZM181 159V160H180ZM43 160V159H42ZM63 160V159H62ZM216 160L218 161L217 162V164H218V166L217 165H212L213 167H214V170L213 171H208V168H206L208 165L210 166L212 163H215L216 162ZM220 160V161H219ZM240 160V164H238V161ZM242 160V161H241ZM33 161V160H32ZM37 162H38V159L36 160ZM70 161V160H69ZM73 161V160H72ZM72 161H71V163H72ZM78 161V160H77ZM83 161H84V159H83ZM98 161H99V159H98ZM104 161H103V163H104ZM148 161H150V160H148ZM147 161V162H148ZM150 161V163H152ZM22 162H24V161H22ZM21 162V163H22ZM26 162V161H25ZM36 162V163H37ZM43 162H44V160H43ZM43 162L42 161H40V159H39V166H41V164H43ZM94 162V161H93ZM142 162V161H141ZM143 162H144V159H143ZM146 162V163H147ZM192 162H195V163H193L194 165L192 166L191 164H192ZM55 163V162H54ZM101 163V162H100ZM125 163V162H124ZM135 163V164H136ZM145 163V162H144ZM211 163V164H210ZM16 164H18V163H16ZM35 164V163H34ZM49 164V163H48ZM85 164V163H84ZM91 164V163H90ZM115 164V163H114ZM134 164V163H133ZM58 166V164L56 163L55 164V166ZM80 165V164H79ZM83 165V164H82ZM81 165V166H82ZM85 165H87V164H85ZM113 165V164H112ZM115 165H117V163L115 164ZM130 165V164H129ZM150 165V164H149ZM34 166H36V165H34ZM43 166V165H42ZM100 166V165H99ZM98 166V167H99ZM137 166V165H136ZM143 166V165H142ZM208 166V167H209ZM217 166V167H216ZM13 167V168H12ZM46 167V166H45ZM92 167H94V166H92ZM104 167V166H103ZM112 167V166H111ZM120 167V166H119ZM128 167V166H127ZM130 167H132V166H130ZM141 167V166H140ZM12 168V169H11ZM54 168H56V167H54ZM53 168V169H54ZM60 168V167H59ZM78 168V167H77ZM76 168V169H77ZM84 168V167H83ZM88 168V167H87ZM100 168V167H99ZM115 168V167H114ZM118 168V167H117ZM126 168V167H125ZM129 168V167H128ZM133 169H134V165H133V167H132ZM137 168V167H136ZM144 168H146L145 167V165H144ZM30 169V168H29ZM57 169H58V167H57ZM72 169V168H71ZM79 169V168H78ZM106 169V168H105ZM101 170V169H97V171L96 172H93L91 175H89V181H88V183H85L84 182V184H88V186H87V188L89 189V191L91 190L92 192H93V190L94 191H100L101 189H108L109 187H110V185H111V183H112V181H111V176L109 175V172H107V170ZM107 169H109L108 171H112V169L111 168H107ZM139 169V168H138ZM166 169V170H165ZM213 169V168H212ZM35 170V169H34ZM56 170V169H55ZM98 170H100V171H98ZM114 170V169H113ZM115 170H117V169H115ZM125 170H130V169H125ZM125 170H124V172H125ZM150 169H148V171H147V174H148V172L150 173L151 171H149ZM40 171V170H39ZM53 171V170H52ZM80 171V170H79ZM83 171V170H82ZM89 171V170H88ZM126 171V172H127ZM56 172H57V170H56ZM59 172V171H58ZM68 172V171H67ZM75 172H76V170H75ZM81 172V171H80ZM84 172V171H83ZM120 172H122V171H120ZM154 172V173H153ZM48 173V172H47ZM51 173V172H50ZM64 173V172H63ZM129 173V172H128ZM127 173V174H128ZM138 173H140V171L138 172ZM141 173H142V171H141ZM158 173H160V172H158ZM162 173V172H161ZM69 173H67V175H68ZM81 174V173H80ZM83 174V173H82ZM135 174V173H134ZM144 174V173H143ZM152 174H151V176H152ZM58 175V174H57ZM70 176H68V177H66V179L65 180H67V183L70 185V184H72L73 183V181H75V180H77L76 178L78 177V175H76V174H69ZM84 175V174H83ZM123 175V174H122ZM126 175V174H125ZM130 175V174H129ZM149 175V174H148ZM49 176V175H48ZM52 176V175H51ZM77 176V177H76ZM80 176V175H79ZM120 176H121V174H120ZM141 177H140V180H141V178H142V175H140ZM146 176V175H145ZM164 176H165V174H164ZM88 177V176H87ZM136 177V176H135ZM158 177V176H157ZM218 177V178H217ZM59 178V177H58ZM128 178V177H127ZM163 178V177H162ZM165 178H167V177H165ZM164 178V179H165ZM214 178L216 179H219V180H217L216 182H212L211 183V179H213L214 180ZM87 179V178H86ZM124 179H126V177H124ZM132 179V178H131ZM130 179V177H129V181L131 180ZM139 179V178H138ZM152 179H153V177H152ZM154 179H155V176H154ZM153 179V180H154ZM156 179H159V178H156ZM163 179V180H164ZM194 179V180H193ZM16 180H14V181H16ZM52 180V179H51ZM59 180V179H58ZM61 180V179H60ZM118 180V179H117ZM128 180V179H127ZM126 180V181H127ZM147 181L148 180H150L149 178L148 179H146ZM159 180H162V179H159ZM192 180H193V182H192ZM8 181H9V178H8ZM7 181V182H8ZM49 181V180H48ZM83 181V180H82ZM114 181V180H113ZM123 181V180H122ZM125 181V182H126ZM136 181V180H135ZM144 181V180H143ZM142 181V182H143ZM10 182V181H9ZM78 182V181H77ZM87 182V181H86ZM116 182V181H115ZM132 182H133V180H132ZM138 182V181H137ZM146 182V181H145ZM154 184L152 185L151 184V186H153L152 188H154V185H155V182L154 181H152ZM151 182V183H152ZM159 182H161V181H159ZM163 182V181H162ZM161 182V183H162ZM171 182V184L172 185H170L169 186V184H167V185H165V186H167V187H165V186H160V187H158V191H157V195L155 196V198H153V200H149V201H144L146 204V206L145 207H143V208H140L139 209V212H137V214H136V218H138V219H134V220H136L135 221V224H134V222H133V226L130 228V231L129 230H127V231H129V232H125V230H124V228H123V230H121L122 229V227H120L119 228V230H118V235L116 234V237H117V241L119 240L120 242H122L123 244H125V246L127 247V246H129L130 248H132V247H136L137 248V250L138 251H141L142 249H144L145 250V248L144 247H149L151 244H156L157 242H159V239H160V242L161 241H163L162 240V237L164 238L165 237V234H166V232H167V228L168 227H166V218H165V215L167 214V212H166V209H167V207H168V203H166V199H165V196L164 195H166L167 193H170L171 191V189H173L174 187V189L176 190V185L174 184V183H172L173 181L171 180L170 181ZM197 182V183H196ZM28 183H29V185H28ZM34 183V182H33ZM59 183H62V182H59ZM79 183V182H78ZM127 183H128V181H127ZM164 183V182H163ZM195 183L197 184V186L195 185ZM237 183H241L240 184V187L239 188H236V187H238L239 185L237 184ZM4 184V183H3ZM16 184V183H15ZM56 184V183H55ZM67 184V185H68ZM81 184V183H80ZM83 184V183H82ZM112 184H114V183H112ZM125 184V183H124ZM123 184V185H124ZM135 184V183H134ZM133 184V185H134ZM145 184V183H144ZM148 184V183H147ZM159 184V183H158ZM183 184V183H182ZM189 184V185H188ZM6 185V184H5ZM9 185H10V187L12 186L11 185V182H10V184H8L7 186H5L4 188H5V190H4V193L2 192L1 194L3 195V197L6 199L7 197L6 196H8V195H11L12 193H11V189H9ZM59 185H61V184H59ZM73 185V184H72ZM126 185V184H125ZM128 185V184H127ZM126 185V186H127ZM177 185V186H178ZM181 185V184H180ZM192 185V186H191ZM235 185H238V186H236L235 187ZM4 186V185H3ZM18 186V185H17ZM43 186V185H42ZM49 186H47V187H49ZM63 186H64V183H63ZM78 186V185H77ZM113 186V185H112ZM122 186V185H121ZM120 186V187H121ZM125 186V187H126ZM131 186H132V184H131ZM150 186V185H149ZM182 186H184V185H182ZM193 186H196V187H193ZM242 186V187H241ZM13 187H14V184H13ZM34 187V188H33ZM67 187V186H66ZM70 187H72V186H70ZM141 187H143L142 185H141ZM146 187V186H145ZM148 187V186H147ZM187 187V188H188ZM192 187V188H191ZM235 187V188H234ZM1 188V187H0ZM12 188V187H11ZM20 188H18V189H20ZM111 188V187H110ZM128 188H129V186H128ZM135 188V189H134ZM139 189L138 188V186L136 187V185H135V187H133L132 186V189H130L129 188V192H128V190H127V193H128V195L130 196V194H131V197L133 198V196H136V193H134V192H136V190L137 189ZM149 188V187H148ZM155 188H157V187H155ZM181 188V187H180ZM240 188H243V189H240ZM2 189H3V187H2ZM13 189V188H12ZM45 189V190H44ZM76 189H78V188H76ZM75 189V190H76ZM83 189H85V186H84V188ZM168 189H170V190H168ZM182 189V188H181ZM184 189V188H183ZM236 189H239V190H236ZM254 189H256V191H253ZM9 190V191H8ZM14 190V189H13ZM37 190V191H36ZM38 190H42V191H38ZM56 190V189H55ZM87 190V189H86ZM125 190V188H124V190L123 191H126ZM134 190V191H133ZM152 190V189H151ZM154 190V189H153ZM157 190V189H156ZM188 190V189H187ZM236 190V192L238 191H240V193H239V195H237L236 196V194L234 193V191ZM3 191V190H2ZM15 191V190H14ZM13 191V193H15ZM18 191V190H17ZM52 191V192H51ZM66 191V190H65ZM64 191V192H65ZM82 190L80 189V192H81ZM85 191V190H84ZM110 191V190H109ZM121 191V190H120ZM141 191V190H140ZM144 191H145V189H144ZM178 191V190H177ZM200 191V190H199ZM241 191L243 192V193H241ZM55 192H57V191H55ZM63 192V193H64ZM86 192V191H85ZM92 192H91V194H92ZM137 192H139L138 190H137ZM155 192V191H154ZM174 192V191H173ZM181 192H183V191H181ZM180 192V193H181ZM212 192V191H211ZM237 192V193H238ZM9 193H11V194H9ZM78 192H76V191H74V190H70L69 191V189H68V192L66 193H64L63 195H62V198H61V200H59L58 199V201H59V203H60V205H62V204H67L68 203V205H70L71 203H73L74 201H75V199L78 197V194H77ZM97 193V192H96ZM100 193H101V191H100ZM113 193V192H112ZM125 193V192H124ZM143 193V192H142ZM193 193V192H192ZM199 193V192H198ZM207 193V192H206ZM233 193H234V195H233ZM80 194V193H79ZM103 194V193H102ZM123 194V193H122ZM121 194V195H122ZM132 194H134L133 196H132ZM138 194V193H137ZM141 194V193H140ZM140 194H139V196H140ZM175 194V193H174ZM173 194V195H174ZM183 194V193H182ZM189 194V193H188ZM191 194V193H190ZM200 194V193H199ZM217 194V195H216ZM254 194V195H253ZM36 195V196H35ZM110 195V194H109ZM124 195V194H123ZM170 195V194H169ZM176 195V194H175ZM253 195V196H252ZM33 196H35V197H33ZM111 196V195H110ZM118 196V195H117ZM154 196V195H153ZM186 196H187V193H186ZM185 196V197H186ZM193 196L195 197V191H194V193H193ZM192 196V197H193ZM221 196V197H220ZM251 196H252V198H251ZM9 197V200H10V196H8ZM40 197V198H39ZM57 197V196H56ZM80 197V196H79ZM78 197V198H79ZM97 197V196H96ZM124 197H126V196H124ZM137 197H138V195H137ZM151 197V196H150ZM175 197V196H174ZM218 197H220V198H218ZM223 197V198H222ZM15 198V197H14ZM13 198V199H14ZM39 198V199H38ZM112 199V202H111V204H113V205H115V207L117 208V209H119V213H120V211H122L123 209H125V206H126V200L124 201L123 200V198H121V197H111ZM201 198V197H200ZM255 198H256V196H255ZM255 198H254V200H251V202L252 203H255ZM28 199V200H27ZM79 199H82V198H79ZM125 199H127V198H125ZM135 199H136V197H135ZM135 199H133L134 201H135ZM151 199V198H150ZM170 199V198H169ZM176 199V198H175ZM174 199V200H175ZM192 199H194L195 200V198H192ZM221 199H222V201H221ZM257 199V200H258ZM15 200H17V198L16 199H14V201ZM39 200H42L43 202H41L40 203V201L38 202ZM78 200V199H77ZM104 200V199H103ZM109 200V199H108ZM138 200V199H137ZM136 200V201H137ZM143 200V199H142ZM146 200H148V199H146ZM165 200V201H164ZM168 200V199H167ZM171 200V199H170ZM86 201V200H85ZM184 201V200H183ZM186 201V200H185ZM188 201H189V199H188ZM24 202V201H23ZM32 202V203H33ZM87 202V201H86ZM95 202H96V199H95ZM98 202V201H97ZM130 202V201H129ZM187 202V201H186ZM190 202H191V204H192V200L190 199ZM195 202V201H194ZM222 202V203H221ZM250 202V204H252ZM9 203V204H8ZM16 203V202H15ZM31 203V204H32ZM57 203V202H56ZM77 203H78V201H77ZM85 203V202H84ZM83 203V204H84ZM92 203V202H91ZM90 203V204H91ZM107 203V202H106ZM137 203V202H136ZM135 203V204H136ZM17 204V203H16ZM22 204V203H21ZM38 204V205H37ZM89 204V203H88ZM97 204V203H96ZM190 204V206H192ZM195 204V203H194ZM197 204V203H196ZM249 204V205H250ZM257 204V203H256ZM263 204V203H262ZM27 205V204H26ZM60 205H58V206H60ZM78 205V204H77ZM80 205V204H79ZM92 205V204H91ZM102 205V204H101ZM102 205V206H103ZM140 205H142V204H140ZM173 205V204H172ZM189 205V204H188ZM253 205V204H252ZM18 206V205H17ZM66 206V205H65ZM73 206V205H72ZM71 206V207H72ZM82 206H84V205H82ZM81 206V207H82ZM102 206H100V204H99V206H98V208L99 207H102ZM103 206V207H104ZM143 206H144V204H143ZM170 206V205H169ZM175 206V205H174ZM257 206V205H256ZM258 206H259V203H258ZM263 206V205H262ZM23 207V206H22ZM69 207V206H68ZM75 207H76V205H75ZM97 207V206H96ZM114 206H113V209L115 208ZM129 207V206H128ZM132 207V206H131ZM138 207V206H137ZM264 207V206H263ZM53 208V207H52ZM55 208V207H54ZM86 208V207H85ZM112 208V206H110V208L109 209H111ZM115 208V209H116ZM127 208V207H126ZM134 208V207H133ZM174 208V207H173ZM190 208V207H189ZM193 208H194V206H193ZM199 208V207H198ZM201 208V207H200ZM210 208V207H209ZM208 208V209H209ZM253 208H254V205H253V207H252V209H251V206H250V208H249V212L252 210L253 211ZM256 208V207H255ZM254 208V209H255ZM262 208V207H261ZM23 209V208H22ZM71 209V208H70ZM74 209V208H73ZM132 209V208H131ZM196 209V208H195ZM251 209V210H250ZM257 209V208H256ZM102 210H103V208L101 209L100 208V211L102 212ZM133 210H135V209H133ZM192 210V209H191ZM216 210H219L218 208L216 209ZM61 211H62V209H61ZM98 212H99V210H97ZM96 211V212H97ZM117 210H115V212H116ZM124 211V210H123ZM129 211V210H128ZM172 211V210H171ZM185 211V210H184ZM195 211V210H194ZM194 211L192 210V218H193V221H195V223L197 222V220L198 219H196L197 217H196V214L194 213ZM207 211V210H206ZM256 211V210H255ZM16 212V213H15ZM21 212H22V210H21ZM54 212L56 213V210L55 209H53L52 210V212L51 213H53V216H55L54 215ZM69 212V211H68ZM75 212V211H74ZM125 212V211H124ZM130 212V211H129ZM166 212V213H165ZM175 212V211H174ZM181 212V211H180ZM208 212V211H207ZM246 212V213H245ZM49 213H50V211H49ZM50 213V214H51ZM109 213V212H108ZM113 213H114V211H113ZM118 213V212H117ZM133 213V212H132ZM188 213H190V211L188 212ZM195 214V216H194V214ZM216 213V214H215ZM227 213H228V215H227ZM264 213V212H263ZM15 214H17V215H15ZM22 214H24V213H22ZM94 216H93V215ZM123 214V213H122ZM127 214V213H126ZM181 214V213H180ZM187 214V213H186ZM200 214V213H199ZM212 214V215H213ZM219 214V215H218ZM223 215V217H222V215ZM248 215V216H245V215ZM253 214V213H252ZM25 215H24V217H25ZM70 215V214H69ZM72 215H73V212H72ZM113 215V214H112ZM116 215V214H115ZM129 215V214H128ZM127 215V216H128ZM135 215V214H134ZM173 215V214H172ZM189 215H191V214H189ZM206 215V214H205ZM220 215H221V217H220ZM225 215H226V220H225ZM260 215V214H259ZM20 216H21V213H20ZM109 216V215H108ZM118 216V215H117ZM126 216V215H125ZM132 216V215H131ZM164 216V217H163ZM167 216V215H166ZM252 216V215H251ZM263 216H264V214H263ZM22 218H24L23 216H21ZM49 217V216H48ZM211 218H212V216H210ZM19 218V219H18ZM109 218V217H108ZM117 218V217H116ZM121 218V217H120ZM127 218V217H126ZM132 219H133V217H131ZM162 218H164V219H162ZM25 219H26V217H25ZM26 219V220H27ZM50 219H51V217H50ZM67 219H68V217H67ZM98 219V220H97ZM119 219V218H118ZM121 219H123V217L121 218ZM128 219V218H127ZM253 219V218H252ZM49 220V219H48ZM48 220H46V221H48ZM97 220V221H96ZM126 220V219H125ZM128 220H131L130 219V217H129V219ZM200 220V219H199ZM246 220V221H245ZM15 221V222H16ZM21 221H24V220H21ZM30 221V220H29ZM46 221L43 223L44 224V227H45V223H46ZM106 221V220H105ZM123 221V220H122ZM127 221V220H126ZM126 221L124 222L125 224H126ZM168 221V220H167ZM193 221L192 222H189V223H193ZM28 222V221H27ZM56 222V223H57ZM101 222V221H100ZM115 222V221H114ZM127 222H129V221H127ZM204 222V221H203ZM208 222V221H207ZM217 222H219V223H217ZM226 222V223H225ZM260 222V221H259ZM16 223H18V222H16ZM21 223V222H20ZM108 223V222H107ZM106 223V224H107ZM131 223V222H130ZM129 223V224H130ZM177 223V222H176ZM194 223V224H195ZM264 223V222H263ZM22 224V223H21ZM99 224V223H98ZM103 224V223H102ZM105 224V225H106ZM114 224V223H113ZM129 224H128V226H129ZM215 224V225H216ZM261 224V223H260ZM25 225V224H24ZM51 225H52V222H51ZM51 225H48V227H51V228H53V229H51V228H48V227H46V228H48V229H50L48 232L50 233V231L51 230H54V228L55 227H52ZM110 225H112V224H110ZM121 225V224H120ZM189 225V224H188ZM199 225V224H198ZM216 225V226H217ZM21 226V225H20ZM47 226V225H46ZM95 226V225H94ZM93 226V227H94ZM100 226H101V224H100ZM99 226V227H100ZM122 226V225H121ZM124 226V225H123ZM170 226V225H169ZM172 226V225H171ZM175 226V225H174ZM193 226V225H192ZM195 227H196V225H194ZM209 226H208V228H209ZM223 226H222V228H223ZM23 227V226H22ZM106 227V226H105ZM124 227H126V226H124ZM205 227V226H204ZM206 227H207V225H206ZM211 227V226H210ZM212 227H211V230H212ZM219 227V226H218ZM83 228V229H82ZM101 228V227H100ZM114 228V227H113ZM200 228H202V227H200ZM12 229H14V231H12ZM17 230V232H16V230ZM44 229V228H43ZM90 229V228H89ZM94 229V228H93ZM116 229V228H115ZM114 229V230H115ZM185 229V228H184ZM210 229V228H209ZM208 229V230H209ZM228 229V228H227ZM227 229H226V231H227ZM229 229H230V227H229ZM264 229V228H263ZM26 230V231H27ZM78 230V231H79ZM88 230V229H87ZM99 230V229H98ZM97 230V231H98ZM113 230V231H114ZM179 230H181V229H179ZM205 230V229H204ZM208 230H205V231H208ZM5 231V232H4ZM77 231V232H78ZM81 231V232H82ZM91 231V230H90ZM176 231L178 232V230L176 229ZM175 231V232H176ZM48 232H46V233H48ZM76 232V233H77ZM87 232V231H86ZM96 232V231H95ZM173 232V231H172ZM39 235V236H37V234ZM93 233V232H92ZM117 233V232H116ZM171 233V232H170ZM180 233V232H179ZM205 233V232H204ZM227 233V232H226ZM83 234V233H82ZM114 234V233H113ZM169 233H167V235H168ZM176 234V233H175ZM241 234H242V236H241ZM264 234V233H263ZM0 235H1V233H0ZM56 235H58V236H56ZM78 235V234H77ZM93 235V234H92ZM178 235V234H177ZM191 234H189V236H190ZM73 236H75V235H73ZM169 236V235H168ZM180 236V235H179ZM192 236V235H191ZM231 236V235H230ZM4 237V236H3ZM40 237V238H39ZM58 237V238H57ZM110 237V236H109ZM170 237V236H169ZM177 237V236H176ZM225 237H227V234L225 235ZM263 237V236H262ZM67 238V239H66ZM111 238V237H110ZM178 238V237H177ZM182 238V237H181ZM193 238V237H192ZM205 238V237H204ZM47 239V240H46ZM72 239V238H71ZM77 239V238H76ZM109 239V238H108ZM186 239V238H185ZM188 239V238H187ZM195 239V238H194ZM257 239V240H256ZM262 239V238H261ZM45 240V241H44ZM172 240V239H171ZM198 240V239H197ZM200 240V239H199ZM264 240V239H263ZM110 241V240H109ZM108 241V242H109ZM173 241V240H172ZM180 241V240H179ZM188 241H190V240H188ZM204 241V240H203ZM226 241V242H225ZM113 242V241H112ZM167 242V241H166ZM169 242H171V241H169ZM193 242V241H192ZM197 242V241H196ZM200 242V241H199ZM205 242V241H204ZM264 242V241H263ZM71 243V244H70ZM79 243H81V242H79ZM84 243V242H83ZM110 244H112L111 242H109ZM109 243H108V245H109ZM121 243V244H122ZM163 243V242H162ZM161 243V244H162ZM191 243V242H190ZM164 244V243H163ZM196 244V243H195ZM201 244V243H200ZM203 244V243H202ZM84 245V244H83ZM119 245V244H118ZM117 245V246H118ZM160 245V244H159ZM173 245V244H172ZM191 245V244H190ZM257 245V244H256ZM38 247V249H37V253H38V255H36L37 253H35V255H34V249H35V247ZM74 246V252L72 253V247ZM78 246V247H77ZM112 246H114V245H111V247ZM122 246V245H121ZM180 246V245H179ZM76 247V248H75ZM106 247V246H105ZM109 247V246H108ZM128 247V248H129ZM152 247V246H151ZM155 247H156V245H155ZM160 247V246H159ZM169 247V246H168ZM182 247V246H181ZM204 247V246H203ZM202 247V248H203ZM82 248H84V246L82 247ZM110 248V247H109ZM108 248V249H109ZM114 248V247H113ZM140 248V249H139ZM153 248V247H152ZM170 248V247H169ZM172 248V247H171ZM176 248V247H175ZM180 248V247H179ZM183 248V247H182ZM215 248H213V249H215ZM264 248V247H263ZM68 249H71V250H69V252H68ZM107 249V250H108ZM119 249V248H118ZM121 249V248H120ZM125 249V248H124ZM168 249V248H167ZM201 249V248H200ZM82 250V249H81ZM86 250V249H85ZM114 250V249H113ZM129 250V249H128ZM135 250V249H134ZM164 250V249H163ZM173 250V249H172ZM178 250V249H177ZM203 250V249H202ZM209 250H210V248H209ZM218 250V251H217ZM115 251V250H114ZM125 251V250H124ZM124 251H122V252H124ZM143 251V250H142ZM148 251H150V250H148ZM166 251V250H165ZM198 251V250H197ZM205 251H208V250H205ZM212 251V250H211ZM214 251V250H213ZM78 252V251H77ZM99 252V251H98ZM100 252H102V251H100ZM107 252V251H106ZM111 252V251H110ZM120 252H121V250H120ZM119 252V253H120ZM121 252V253H122ZM129 252V251H128ZM127 252V250H126V252H124V253H126V255L127 254H129ZM130 252H131V250H130ZM147 252V251H146ZM172 251H169V253H171ZM202 252V251H201ZM259 252V251H258ZM262 252V251H261ZM113 253H115V252H113ZM118 253V252H117ZM120 253V254H121ZM123 253V254H124ZM142 253V252H141ZM166 253V252H165ZM199 253V252H198ZM207 253V252H206ZM210 253V252H209ZM107 254H109V253H107ZM106 254V255H107ZM135 254V253H134ZM150 254V253H149ZM167 254V253H166ZM179 254V253H178ZM177 254V255H178ZM196 254H197V252H196ZM68 255V254H67ZM99 255V254H98ZM105 255V254H104ZM122 255V254H121ZM125 255V254H124ZM131 255V254H130ZM141 255H143V254H141ZM140 255V256H141ZM146 255V254H145ZM176 255V256H177ZM207 255V254H206ZM73 256V255H72ZM82 256V255H81ZM109 256V255H108ZM112 256V255H111ZM116 256H118V257H115L114 258V260L116 261V263L114 262V264H129V260H130V262H131V260H133V257H135L136 258V261L137 260H141L140 258H139V255L138 254H136V255H134L133 257H122V256H120L119 254L118 255H116ZM173 256V255H172ZM193 256V255H192ZM69 257V256H68ZM101 257V256H100ZM119 257H122L123 258V260L121 259H119L121 262H117V261H119V260H117ZM161 257H162V254H161ZM170 257V256H169ZM189 257V256H188ZM201 257V256H200ZM208 257V256H207ZM63 258V257H62ZM75 258H77V257H75ZM102 258V257H101ZM100 258V259H101ZM106 258V257H105ZM111 258V257H110ZM125 258H126V260H125ZM144 258H145V256H144ZM166 258V257H165ZM180 258V257H179ZM182 258V257H181ZM205 258V257H204ZM58 259V258H57ZM69 259V258H68ZM79 259V258H78ZM99 259V258H98ZM129 259V260H128ZM176 259V258H175ZM189 259V258H188ZM202 259V258H201ZM164 260V259H163ZM166 260V259H165ZM169 260V259H168ZM178 260H180V259H178ZM191 260V259H190ZM73 261V260H72ZM76 261V260H75ZM84 261V260H83ZM102 261V260H101ZM100 261V262H101ZM111 261V260H110ZM109 261V263H111L112 264V261L110 262ZM141 261H143V260H141ZM158 261H160V263H161V258H160V260L158 259ZM157 261V262H158ZM186 261V260H185ZM99 262V261H98ZM108 262V261H107ZM134 262V261H133ZM139 262V261H138ZM66 263H67V261H66ZM65 263V264H66ZM88 263V262H87ZM106 263V262H105ZM108 263V264H109ZM132 263V262H131ZM135 263V262H134ZM156 263V262H155ZM169 263V262H168ZM78 264H81V263H78ZM83 264V263H82ZM86 264V263H85ZM92 264V263H91ZM101 264H102V262H101ZM107 264V263H106ZM136 264H137V262H136ZM139 264H141V262H139ZM162 264H165V263H162ZM170 264V263H169ZM202 264V263H201Z\"/></svg>","mask_w":264,"mask_h":264}]
</instances>
